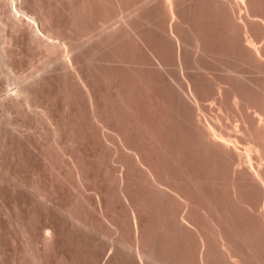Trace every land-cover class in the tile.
I'll list each match as a JSON object with an SVG mask.
<instances>
[{
  "label": "bare ground",
  "instance_id": "1",
  "mask_svg": "<svg viewBox=\"0 0 264 264\" xmlns=\"http://www.w3.org/2000/svg\"><path fill=\"white\" fill-rule=\"evenodd\" d=\"M24 1L25 0H0V32H1V30H2V32L5 31V29H3L1 27L2 26L3 27H6L4 25H9L10 24L9 22L11 20H13V23L11 22L12 24H10L9 27L10 26L12 27V25H13L14 29H12L10 27L13 32H14L15 29L17 31L19 29H22V32H23V30H26L25 31V34H24V35H26L27 29H30V28L34 31V32H32V33H34L33 35H35V33L37 31L40 32L42 37L33 36L31 34V31H30L31 29H30V30H28V31H30V36H29V34L26 35V36H29L30 37V38H28L29 40L31 38L33 40L34 37H36L35 39H37V37H38V39H37L38 41L33 40V42L35 41V44L36 43H39L42 40V42L39 43L40 46H39V44H37L38 45L37 47L38 48H40L42 46H44L45 48L47 47V49H43L44 48L43 47L41 50H45L44 52L47 51L46 53H49V55H52V54L55 55V56L52 55L53 58H52V62H51L50 61L51 60L50 59L51 56L49 57V56H47V54L45 55V53L42 51L44 53L45 57L46 58L48 57L50 59V60H48V63L51 62V64H53V65L55 64L57 66H58V64L59 65L62 64V67L65 69V70H63L64 72H66V70H67V72H69V73L71 72L72 74H74L73 75V78H76V83L78 85L76 83H74L75 82V79H73L72 82H71V78H72L71 73H70V76L68 75L69 78L71 77L70 79H68V76L67 77L65 76L67 72L64 75L63 74L64 72L62 71V75H64V76H61L60 75L61 72L58 73L59 74V77L60 76L62 78L63 77H66L67 80L64 78L63 81L66 80L67 83L70 81V83H72V85L74 83V86H72L71 84L68 83L69 85H71L74 88V89H72V87L70 86L71 90H73V91H71V90L69 91V88H68L69 86L67 84H65V86H67L66 87V90H67V92L69 91V94H71L72 92L74 93L75 86L76 85L79 88L81 87L83 89V90L82 89H79L78 90V87H77L76 90H78L79 92L76 94V96L77 95L80 96L81 94L82 95H87L88 99L86 101H85V99H81V100H84L86 103H89L88 104L89 106H87L86 108L87 109L90 108L91 111L88 109L90 111L89 113L92 112V114H93V115L91 114L93 117L92 116H90V117H92L95 120V121H93L94 124L97 123V126L95 125L97 129L102 130L101 128H106L109 131V128H107L109 126H106V125H110L107 122L111 123V122H113L112 121L113 119H111V122H110L109 119L111 118L110 117L111 115H108V114H112V116H113L114 115L113 113H115L120 108V107H118L120 105H117V103L118 102L120 103L122 101V99L124 100L125 98H123V97H125V96L128 97V95L130 93H132V91H133V90H131L132 86L133 85L134 86H137L138 82L140 83L141 81H143L144 83L141 82L142 84H140V86L141 85L147 86V89L145 87H142L143 92H145V96L143 95L140 98V95H138L137 98H138L139 101L138 100H133V102H132L131 100L133 98H131V96L128 97L126 100H128L129 98H131V100L129 99L131 101V103H134L136 101L137 106H139V108L141 107V105L145 106L146 104L144 105V103H147L148 102L147 105H146L148 107V109L146 107H144V108L147 109V113H148L149 117H150V114H151V112H149L150 111L149 109H151L153 106H155V107H153L152 109L156 108L157 106H161V105H162L161 107L163 108V104L164 103H165L164 105H166L165 107H169V108H165L164 107L166 110L169 109V112L171 111V113L173 112L172 110L175 111V109H176L174 107L175 106V104H174L175 103V99H176V106L179 107V109H180V107H183L181 109H184L185 108L184 109L185 112L181 110L182 120H181V117H180L181 115L179 113H176V111L177 112H180V110H178V108L175 111L176 116L174 115L175 114L174 112H173L174 114L172 113L173 115L172 114L169 115L170 113L167 112L168 113L167 114L164 109L163 110H164L165 113L163 112V110L161 111V112H163L162 115L163 114L164 115L166 114L169 117L170 116L171 117L173 116V118L170 117L171 119H174V117L175 118L176 117L178 118V119L176 118V120H177L176 122L174 120H171L170 119V122L171 121H172V123L175 122L176 125H177V127H176L175 124H174V126H173V124H171V123L170 124L174 128L175 127L178 128L180 132H176V131H178V129L175 128V130H174L173 127L171 126L170 129H173V132H172L169 129V127H168L170 125L169 124V121H168L169 120L168 119L169 117H167L165 115V119H164V115L162 116L161 115V112L159 111L160 109H158V110H155L154 109L158 115H159V112H160V115L164 119L162 121H165L167 123L166 125H164V124L163 125L165 126V129L168 127L167 128V131L169 129L168 132L170 133V131H171L172 134L171 133L170 134L172 136H174V135L177 136V135H181L179 133H182V134L184 133V135H182L184 137V138L182 137L183 140L181 139V136H178V137H180L178 140H177V137L174 136L177 141L174 140L173 143H172L173 137L172 136L170 137V135L168 136L169 133L167 131L165 132V130H164V132H165L164 133L162 131V129H160V128H164V126L162 124H161V126H163V127H159V130H158V131L161 130L160 133L157 130L155 131V129L158 128L157 124L159 123L158 125L160 126V123H163V122L160 120V116L158 117L157 114H156L157 116H155V114L153 113V112H155L154 110H151V111H153L152 112L153 114H151V115L155 116V118L158 117V120L160 122H157L158 121L157 119L155 120L157 123L155 121H153V119H154L153 116H152L153 119L151 117H150V119H146V116L148 118V115L146 113V109L142 108L143 106L141 107L142 109L136 108L137 110H135L133 108L134 107H137V106L134 103L135 106L133 107V105H132V107H131L132 109H130V105H129L130 104V101L128 102L129 104L127 105V107L129 106L128 107L129 109H127L125 107V105H126L125 103H127V102L124 103L125 105L122 104L123 107H124V111L123 112L126 114V112L128 110H132L131 112L133 113V115L135 113H136L135 116H137L139 114V117L138 118L135 117L137 122H138L137 119H139L141 121L142 118H143V116H145V119L143 118L142 123L145 124V122H147L148 120H152V122H155L156 128H152L153 126H155V125H153L154 123L152 124V122H150V125L152 127L151 126L149 127V125H148L149 124V121L147 123V126L149 128L146 127V124L143 125V126H145V130H146L145 133L148 132L147 134H150V137L151 138L147 134L145 135L144 130L142 129V128H144L143 126L142 127L139 126V127L142 129V133H144L145 137L140 138L139 135L134 136V134H136V132L138 131L137 125H142V123L139 121L136 124V127H137L136 128L134 126L135 123L133 122V120L135 121V119H133L134 116L133 117L131 116L132 117V122H131V120H129V122H128V120L125 121V117L128 118L130 116L128 114V113H130V111L127 112L128 115L125 116V114H123V112H121L122 111V108H121V110L119 109L118 113L121 112L125 116V117H123V120H121L122 117H121V119L119 117H118L119 119L116 118L117 117V115H116L117 112L115 113L116 116L114 115L115 117L114 116L112 117V118L117 119V121L116 120L115 121L117 122V124H118L119 127H116V125H115L116 122L114 121L113 123H115L114 124L115 127L113 125H110L111 126L110 129L113 126V128L111 129V131L108 132V131H106V129H103L104 130V132H103V130L102 131L99 130L100 132L103 133V135H102V133H99V131L97 132V133H99V135H101V137L102 136L105 137V138L103 137L104 139L102 138L104 141H102L100 139L103 142V144H104V142H106L109 146H111L113 148V149L111 148V150H113L111 153H113V154H111L109 152L110 153V155H109V153H108V156H109V159H110L109 161H111V159H112V162H110V163L111 164L113 163V165L110 166L109 165L110 163L109 164L107 163V166H106L107 171H108L109 166H110V169L111 170H109L110 172H108V174H107V177L108 178H106V179H111V176L112 177L115 176V178L113 179L114 182H115L114 184H113L112 180H111L112 183L109 180H107L111 184V187L113 185H115V186L113 187L114 189L113 188L108 189L110 185L107 183L109 186L107 185L108 188L105 187L106 188L105 189L106 191L104 190L105 191L104 194L106 193L107 195H104L103 194V190H100L99 192H96V193L99 194L101 192V195H104V199L106 197L105 200H107L108 197H109L108 198L109 200H110V198L113 199V201L110 200L111 202L109 200H107V201H103L104 199L101 200L103 198V196L101 198H98L96 196V193H92L91 194V192H90L88 194V192H89L88 190L90 188H89V186L86 183L89 181V184H90V178H89V180L87 179L89 175H86L85 173H83V170L86 171L85 168L84 169H81L80 168V166L82 168L84 166H83V164L81 165L80 163H78V162H80L79 157L76 158L77 156H75V159L76 160L77 159L79 160V161H76L74 159V154L72 152H71L72 153L71 154L68 149L65 150V148H68V146L66 145L68 143V141L66 142V141H64V139L63 140L61 139L63 137V133L60 134V132H58V131H61L62 132V130H63L62 127L63 126L62 127L60 126L61 123L59 124V121L56 120L57 119V117H56L55 120L58 121V122H56V123H58L57 126L59 125L60 129L62 128V130H58L59 129V127H58L57 129L52 130V131L53 132L56 131L60 135H62L59 138V134H57L56 132H54L58 136V137H55V138L56 139H59V140H62V142H65V143H63V145L61 143L62 147H64L63 148V151L61 149H59L61 147L60 146V143L58 144L59 140H58V142L56 141L57 144L55 145V143H54V145L56 147L59 145V147L57 149H59L61 151H57V152H58V154H60V153L62 154L63 153L62 154V157H64L63 159L66 158L67 154L73 155V157H71V155H68V157H67L68 159L66 158V160H68V161L70 160L69 163L72 164L73 167L72 166L70 167L69 166L70 164H68L67 161L66 162L64 161V163H67L65 165H67L68 168H70V169L74 168L76 170V171L71 170V172L73 171L72 175L75 173L74 176L78 177V179H76V177H74L75 180L71 178L72 181H70V178L68 179V177H67V173H66V176H64L61 171L58 172V175L59 174L60 175L62 174L63 176H61L60 178H62V177H64L62 179H65L66 178V180H67L66 182H69L70 183V182H73V180H74L75 182L77 181L76 184H78V185H79V183L81 185H85V184L87 185V187H88L87 188V191L88 192H86V193L83 192L85 190L84 187L86 188V185L84 187L81 186V185H79V187L81 188V190L83 189L82 191L80 190V192L83 194V196H85V194H86L85 197L88 200L90 199V201H91V199L94 200L95 198L93 199V197L96 196V198L99 199V200L95 199L96 202L95 201L89 202L88 200H86V201H88V203H94V202L96 204L99 203V204H97V206L99 205L100 207H97L96 204L94 203L95 204V209H94L93 208L94 206L91 205V204H88L85 201V199L81 200L82 198H85V197L82 196V198H81V195L82 194H80V192H78V190L80 189L78 187L79 189L78 188H76V189H77V193L80 194V196L79 195L78 196H79L81 205L83 204L82 207L84 208V203L86 202L85 205L93 206L91 208H93L94 211L97 208H101V210H98V209H97L98 211L96 210L99 213L102 212V214H100V215L103 216L102 218H104V219H102L101 217L97 216V218L98 217L99 218L98 219L95 218V219H97V221H99V223H102L103 222V221L100 220V218L102 220H106V219H108V217H107L108 214L111 215L109 217H112V220L110 218L109 219L112 222L109 221V219L106 220V221H109L112 224H108L107 227L105 225H103L101 227H103V229L105 230L108 227L110 229L111 228H114V226L116 225L115 226V229H116L115 231L117 233L115 232L116 234H114V236H115V238H114L113 236H111V235H113L112 232H111V231H113V229H111L110 230V234L111 235L109 234L110 236H108L105 233L103 238H105L106 236H108V239H109V237L114 238L115 242H113V243H114V246L116 245V247H115L116 249L115 250L116 251L119 250L120 256L121 255H124V256H129L130 258L127 257V258L124 259V257L121 256V258H122V260H121L120 257L118 256L119 254L117 255L118 251H117V253L116 252L112 253L113 251H115L112 248V246H111L112 243L109 244L111 247L109 246L108 248L109 249L112 248L113 250H112V252H111V250H109V252H111L112 255H114V256L117 255L118 257L117 256H115V257L118 260H120V262L123 261V260H127L126 262H128L129 259H132V260L134 259L136 261V263L134 262V264H181L184 261V259H185L184 262L186 264H264V82H263L264 81V77H263L264 76V63H263V61H264V40H263L264 39V14H263L264 13V10L263 9L264 8L262 7V6H264L263 5L264 4V1L263 0L262 1L258 0L257 3H255V5H254L253 2H255V0H253V2H251L252 0H234L236 2V4H235L234 1H231V0H219V2L217 4L218 6L216 5V7L218 8L217 10H219V5H220V8L222 6V8L225 9L224 13L225 14H228L229 13V15H230V16H228L229 18L225 14L223 15L225 17V19L229 21V22H226L227 25L229 23L231 24V25L228 26V27L231 26L230 27V31L231 30L232 31H231V34H230L228 32L229 30L227 31L226 29H225V31L223 33L222 29L225 28V26L227 28V25L224 24V22H225L224 19H223L224 17L221 16L220 13H218L222 9H220V11L217 12V11H215L216 10L215 7H214L215 10L212 8V11L214 10L215 13L220 14V15H217V16H221V17L220 18L218 17L219 19H216V20H220V19L223 20V22L222 21H218L220 24L224 25L223 27H222V25L220 27V25H218L219 24L218 22H216L217 24H215V25L214 24L213 25L211 24L213 22L215 23V21H214L215 20V18H214V15L215 14H212L211 13L212 11L210 12V10H211L209 8L210 6L209 7L206 6L209 11H207L205 9L204 10L207 11L208 13H210V15H209L206 12L208 14V16L206 15L207 18L210 17L211 14H212L214 20H211L212 22L211 21L209 22L208 20H210V19H208V20H206V22H207L206 23V22H204L205 21L203 19L204 17L201 16V14H200V16L202 17L201 18L202 19V22H203V25H202V22H200L201 19H199L200 21L198 20V18H200V16H198L199 14L196 12L198 15H196V13H195V17L198 16L197 20H198V22L201 23L200 26L202 27V29L201 30H198V27H196V26H198L197 25L198 23H197L196 20H195V22L197 23V24H195L196 26L192 25V24H194V21L192 23L188 19H191L192 18V13H193L192 12V8H193L196 0H194V3H191L192 6L191 5L188 6V4L191 1L193 2V0H190V1L188 0L189 1L188 4H184L185 0H159L158 2H156V0L155 1L152 0V2L153 1L156 2L155 3L156 5L153 4V7L154 6H157V5L160 6V8H158V11L159 10L161 11V15H162V18H163V19H160V20H163V21H161L162 23L160 22L161 24L159 23L160 25L157 26V24H154V25H156V27H158V29L156 28V31H154L155 30V28H154L153 33H152V26H154V25L150 26L151 24H149V22H150L149 19H152V18H148V20H147V16L146 17H142L143 14L146 13V9H147V12L150 10V7H148V8H147V6L145 7V4H146L147 0H139L140 3H143L142 5L145 8L140 3H135V1L138 2V0H134V3L135 4L134 3H131V1L133 2V0H127V3H128V5L130 7L127 5V3H126L125 0H117V1H115V3H114V0H112V1H110V3L107 6L105 5V3H103L100 0V2L102 3L101 7H105L106 6V9H107L108 6H113V7H108L107 11L100 10L99 9V7H100L99 4H101V3L98 2V1L96 3H99V4H96L95 3V0H94V2L92 0V4L95 3V5H96V7H94L95 6L94 5L93 6L94 8H93L92 5H91V0H83V2L80 0L81 3H79L80 2L79 0H78V2H76V0H75V2L73 4V7L76 6V8L73 9V16H75L74 10L76 9L75 12L76 11L77 12H76V16L75 17H78L80 21L78 23V18H74L73 17L72 19H75V22H77L78 25H79L80 22H81V19L83 18V20H84V18L86 16L88 10L91 11V12H93V13L96 12L93 15V13H91V12L88 11L92 15H89V14H87V15H89L91 18L93 16L94 18H92L93 19L92 22H94L96 24V26H99V28H100V29L99 28H96V27L94 28L93 27V26H95V25H93L94 23H91L92 24L91 25L92 26V29L94 28L95 31L100 30V32L97 31V33H99V34L93 33L94 34V37H90L91 35H89L88 36V39H87V36L86 35L90 34L91 32H95V31H93V30L91 31V29L88 28L90 32L85 29L86 32H89V33H85L84 31L80 30V27L82 26V24H80L81 26L78 27L79 30L78 29L76 30L75 27L74 28L71 27V30H72V28L74 29L72 31H75L76 30L75 33L76 34L79 33V34L78 35L75 34V36H72V38L73 37H76V38L75 39L73 38L74 40L73 39L70 40L71 38L69 36H71V34L70 35L68 34L69 35L68 37L70 38L69 39L67 37V34L66 35H63L64 32L59 31L60 29L58 30V28H57V34H56V32H55V34L58 35V38L59 39L61 38L62 35L69 39V40H67L65 37H62L61 39H64L65 40V41L64 40L61 41V42L64 41L63 44L62 43H59L61 39L60 40L59 39L55 40L53 38L54 36H55V38H57L56 35L53 36V34H54V32H53L54 28L52 29V32H50L51 31L50 29L52 27L49 30L47 29L49 27L48 26L49 24L48 25L46 24L48 26L47 28L46 27L43 28L44 26H46L45 25L46 22L49 23V19L48 18L46 19L43 16L44 17V20L45 21L47 20L44 23L43 22L44 21L43 18H40L39 20H41L44 23V25H42L43 27H41V25L39 23L41 21L37 20L39 18V16L35 12L36 16L38 17V18H36L34 16L35 14H33L34 11L32 12L31 10H29L28 8L25 7L27 5L26 3H28L29 1L28 2H24ZM103 1L105 2V0H103ZM142 1H144V2H142ZM111 2H113L112 3L113 5L111 4ZM129 2H130V4H129ZM152 2L151 1H148L147 3L150 4ZM200 2H205L204 4H206V1L205 0H203V1L201 0L198 3L200 4ZM231 2H232V4L238 5L239 7L238 6L237 7H234L235 5L233 6L231 4ZM260 2L263 3L262 6L260 5L261 4ZM24 3H25V6H24ZM75 3H78V5H80V4H82V5L80 7L79 6L77 7V5H75ZM107 3H108V1H107ZM198 3L196 4V8L197 9H199L201 7V5H198ZM114 4H117V6L114 5ZM131 4H134V5H131ZM138 4H140V6ZM182 4L187 5L188 7H186V6L182 5ZM201 4L203 5V3H201ZM256 4L258 5V8H257ZM125 5H127V9L125 8L126 7ZM150 5H148V6H150ZM197 5L200 6V7H198ZM115 6H116V8H114ZM131 6L133 8V11H131V13H130L129 11L131 9L130 10H128V9L131 8ZM134 6H135V10L136 11L134 10ZM136 6H138L140 8H137ZM181 6H183V7H181ZM223 6H226L227 8L226 7H223ZM241 6H243V7L245 6V8H247V12H246V10L244 11V9L242 10L243 7H241ZM89 7H90L91 10L89 9ZM97 7H98V9H97ZM117 7L118 8H122L121 9L122 11H120V9H119V11L122 12V14L124 13L123 11H125V14L127 15V17H125V20H123L124 21V25L123 26L127 27L128 28L127 30L133 29L132 31H133V34H134V32L136 30L142 29L144 27L143 25H145V27H147L148 24H149V27H151V34H155L153 36H151V34H149V33H148L149 35H147V36L144 35L145 33L147 34V32L149 31V27H148V29L144 27V30L146 31V29H147V32H144V30H143V33H141L140 32L141 30L139 31L140 32L139 34H142L144 37H141L142 35L141 36L140 35H137L138 33L136 34V32H135L136 36H138V37L135 36V38H138L139 39L141 37L140 39L142 41L139 39L140 42H141V43L139 42L140 45L142 43H146L147 44V45L146 44H143V45L140 46V49H142L145 52V54L143 56L146 57V55H147L146 52L148 53L149 49H150L149 52H151V53H148V56L147 57H149L152 54L156 59L159 58V57H161L160 54H163V57L162 58H164V54L166 53L165 56H167V54H169V51H171V53L169 54V56L170 55L171 56L170 57L169 56L168 57H165L166 59L167 58H170V59H168V60H170V62L167 60L169 63L163 62V60L165 58L164 59L159 58V60L157 61L159 63V61L161 60V62H160L161 65L164 64L167 69L165 67H163L164 65L161 66L158 63H154V64H156V65L158 64L159 65V66L158 65L156 66L157 67V71H159V72L161 71V69L158 68V67L161 66V67H163L162 68L163 71H161V72H164L165 71L164 69H166V72L167 71H168V73L170 72V74H171V75L169 74L170 76L165 72L166 77H168V76L170 77V78L168 77L169 78V81L167 80L168 78H165V76H163V79L164 78L166 79L164 81L166 84H168L169 82H172L173 81V80L171 81L172 78L175 79L174 81H175L176 84H174L173 83L174 81H173L172 83L174 85H172V84L171 85L173 87L175 86V88H177L176 89L177 90L176 93H175V90H173L175 88H172V86H170V84H169V87H168V91H172L173 93L176 94V96H175L172 93L173 98L175 97L174 98V102L172 101L173 100L172 95H170L171 92H169L170 94L168 95V96H171V98H172L171 101H170V98L169 97L167 98L169 101H167L165 97H164L165 99L164 98H161L159 96L160 95L159 93H161L160 91H158L159 89L157 90L158 93H156L157 92L156 89L154 91V88H157L155 86V84H154V81H153V83H151L152 82L151 79H153L151 77L153 76V74L150 72L149 69H148V73L147 72L145 73L144 68L145 69L147 68L146 67L147 64H148V66L150 65V63H148L149 60L147 61V59H151L150 60V62H151L153 60L152 57L151 58L150 57L149 58H144V57L141 56L142 57L141 58L140 55H142V54H139L138 55V53H141L142 50L139 49V52L138 51H134L133 58L136 57V55H135V53H136L138 57H136L134 59H137L138 58V59H140V61L139 60H134V61H136V63H130V64L133 65L134 67H136V64L137 65H139V64L140 65H143L144 68H142V66H139L140 67L139 68L140 71H141V69H143L144 70L143 74L145 73L144 76H146V75L147 76L148 75L150 76V77L148 76L149 78H146L147 76L143 78L142 77L143 74L141 73L142 76L140 77V74H139L140 71L139 70L137 71V69L133 71V69H132V72L137 71V73H135L136 75L134 74L135 76H137L136 82H135V77L133 76L132 77L133 79L131 78L132 72L129 71V69L125 68V67L128 66V64H129L128 61L131 59V58L129 59L130 51H129V54H128V51L124 50V51H126V52L123 51L125 54L124 55L122 54V56H120L121 53L119 55L117 54V57L115 56V54L118 53V51L116 53L115 52H112V50H113L112 47L114 46L113 43L116 42L115 40H116V38L119 35V33L116 32V31H119L120 32L119 29H122V27H123V26H119L120 25L119 23H121V24H123V23L120 22V21L118 22L117 20H116V22L119 24L118 25L119 27L118 26L116 27L117 23L115 25L114 22H113V18H112L114 16L110 14V12H111L110 10L114 9L115 12H116V10H118ZM141 7L144 8V10L143 9L142 10L145 13H143V11L140 10ZM204 7L205 6L203 5V8ZM259 7L260 8H263V9L259 10ZM78 8H80V9H78ZM110 8H112V9H110ZM156 8L157 7H154L151 10L155 11ZM181 8L183 9V11L186 12V14H187V12H189V11H187V9L188 10H191L190 11L191 14L189 12V14L191 15V17L189 16V14H188L189 17H187L186 14L184 15L185 12H183ZM184 8L185 9L187 8V9L184 10ZM237 8H239L240 10H242V11H240L242 14H244V13H245V15L248 14L246 16L244 15V17L245 18L247 17V18L246 19L244 18V21L243 22H241L243 20L242 19L243 17H241V19L238 20L239 22H236L237 19H239L238 14L240 13V12H238L239 9H237ZM94 9L98 10L99 13H103V15L105 17H106V14L109 13L110 15L107 14V16H111V18L110 17L109 18L106 17V19H104L105 17L103 15H101V17H104L103 19L102 18H99V16H96V18H95V15H97V11H93ZM101 9H103V8H101ZM138 9L141 11L142 14H140V12H139ZM226 9H227V12L228 13H226ZM236 9H237V12L235 11ZM256 9H257V12H259L261 14H258V13L256 14ZM78 10H80V12ZM194 10H195V8H193V11ZM201 10H203V9H201ZM262 10H263V13L261 12ZM153 11H150V12H153ZM205 11H202V13L204 12V14H205ZM243 11H244V13H243ZM78 12L82 15V17L77 16V14H79ZM105 12H106V14H105ZM128 12L132 16L129 15L130 16L129 17L128 16V14H129ZM132 12L134 14L137 13L136 14V17L137 18L136 17H133V13ZM138 12L140 14L139 16L141 17V20H139L140 17L138 16ZM235 12H236V14L238 13L237 16H235V17H237V19L236 18L235 19L233 18L234 17L233 15H235ZM84 13H85V15H83ZM149 14H147L148 17L150 16ZM193 15H194V13H193ZM89 16H87V17L89 18ZM255 16H257L256 19H254ZM258 16L259 17L260 16L262 17L261 20H257L259 18ZM5 17H6V19H5ZM97 17H98V19H97ZM195 17L193 19H196ZM122 18H124V16ZM132 18L135 21L132 20ZM145 18L148 21V24L144 20ZM210 18H212V16ZM110 19H112V20H110ZM142 19L145 22H142ZM193 19H191V20H193ZM83 20H82V23H83ZM97 20H98V22L100 21V24L99 25L97 24L98 22H96ZM114 20H115V17H114ZM131 20H132V22L134 21L133 22L134 24L138 20L136 22L137 24H135L136 27L133 26V24H131L132 23ZM156 20L160 21L159 18H157ZM86 21L88 22V24H90L89 23L90 19H87ZM109 21H112L113 22V24H114L113 27L114 28H112V24ZM139 21L142 22V23H140ZM257 21H258L259 24L256 23ZM87 22L84 21L85 24H87ZM108 22H109V24H108ZM17 23L20 24V25H22L23 27H21V26L17 27L18 26V25H16ZM77 23L75 25H74V23H72V24L74 26H76ZM84 23H83V25H85ZM138 23H139V25H138ZM204 23H206L207 25H210V26L212 25L213 27L217 25L216 26L217 29H214L212 27V30L216 31V30L220 29L221 32L224 34V36L226 34V37H232V35L234 34L233 35V37H234V40L233 41L234 42H232V43H234L233 45H235V47L237 46L235 48V49H237L236 52H235V55H236L237 52L239 54L237 53L238 56H236V57H235V55H232L231 53H229V55L231 54L232 56H234L235 57V60L238 57L237 61H235L234 60V57H231V55L230 56L227 55V57H225L226 54H227L225 52H231V50L234 48V46L232 44L229 45V42L232 40V38L231 39L229 38L230 41H225L228 38L224 39V41L227 43V44H224L225 45L224 46L225 48L221 46L222 48L217 49L216 48V45H218V47H220L219 44L222 45V43H224V41L221 42V41L217 40L214 36L212 37V35L211 36L208 35L209 34V33H207V30L208 29L204 30V32L206 31V34H205L206 37L203 36V34H201L203 32H200V31H203V28L207 26ZM255 23H256V25L257 24L259 25L260 28L257 26V28L260 29V30L258 29L259 31L256 29V27H254L255 26ZM14 24L16 25V28H15V25ZM88 24L85 27H88ZM109 25H110V27L112 29H110V28L107 27ZM137 25L138 26H141L142 28L140 27V29H139V27ZM26 26L28 27L27 29H26ZM193 26H194V28H192ZM9 27L7 26L6 28H9ZM24 27H25V29H23ZM89 27H90V25H89ZM133 27L135 28V30H134ZM195 28H197V30ZM44 29L46 31L45 33H48L47 31H49L50 33L48 35H51V33H52V35L51 36H47L46 34H44L42 32V30H44ZM125 29L126 28H123V31L124 32L127 31ZM193 29H195L196 32L198 31L201 34V36H203L204 38H208L207 36H210L212 39H210V37L208 39L211 40L212 43H213L212 40L213 39H216V41L219 44H217V42L214 43V45L215 44L216 45L213 46V48H212L213 50L215 48L216 50H214V51H216V52L218 50H219L218 52H221V49H222V52H223L224 49L227 48L226 45H228V47H230L232 45L233 46V47H231L232 49L230 48V50H228L229 48H227L228 51L226 50V51L223 52L224 54L223 53H220V55L218 54V56L219 57L220 56H224L225 57L224 59L227 58V60H228V58L231 57L230 60L233 61V62L232 63H229L230 62V60H229L227 63L229 65L231 64L233 67L231 65L229 66L226 63L227 66L226 67H223L225 69V71H226L225 72L224 69L222 68V66H220L222 64H223V66H225V64H224L225 62L223 61V57H220V59L222 58V61L224 63H222L218 59V61L220 62V64L218 63L219 69H217L218 67H217V65L213 61V60H215V58L213 59V57H216V60H217V56L214 55L212 57V55L214 54L213 53L214 51H212V50H211L212 51L211 53H213V54L210 53V48L212 47L211 44L209 46L206 43L208 39L207 40L205 39L206 40L205 41L203 37L199 36V33H196V35H195L194 34L195 30H193ZM253 29H255L256 31L255 30L253 31ZM20 31L21 30H19L18 32H20ZM123 31H121V32L123 33L124 36H125V34L130 35L129 33H131L129 31H127V33L124 34ZM191 31H193V32L191 33ZM257 31L259 33H257ZM58 32H61V33L58 34ZM154 32H156V33H154ZM40 33L37 34V35H40ZM114 33H116V35L112 38L111 41L112 42L114 41L112 43L110 41V39L114 35ZM122 33H120V35H121L120 38H122ZM227 33H228L229 36L227 35ZM133 34L130 35L131 36L130 38L128 37V35H126V36L131 40ZM158 34L162 37V39L164 38L165 40L163 39L164 41H162L161 40V37L158 36ZM95 35H96V37H95ZM191 35H194V37H192ZM84 36H85V39H87L86 41L84 39ZM149 36H150V38H149ZM154 36H156V37L158 36L159 37L158 39L161 40V43L166 41L165 44L162 43V44H164L163 47H161L162 45L158 44V43H160L159 40H156L155 41L156 37H154ZM108 37H110V39ZM188 37H189V39H188ZM260 37H261V39L263 41L260 39ZM107 38L109 39L108 41H107ZM148 38L151 39L150 42H152V43H150L149 40L148 41L147 40H144V39H148ZM190 38H193V39L195 38V40L191 39V41L193 40L192 42H194V43H191L190 42ZM97 39H98V41H97ZM95 40H96L97 43L99 42L98 43L99 45L95 42L97 46L94 45L95 46V49H94L93 46H92V44H90L92 46V47H90V45H88V43L95 44L94 43ZM1 41L2 40L0 39V42ZM143 41H145V42H143ZM4 42L5 41H3L2 44H0V72L5 74L6 72L3 69V65L5 64V61H6V60H4L6 58L5 57L6 54H4L5 52L3 51V50H5V47H4L5 45H3ZM117 42H119V39H118ZM153 42H155V43L153 44ZM211 42H209V43H211ZM100 43L102 44V47L101 48H103V45H104V50L102 49V51L101 50L100 51L98 50V49H100L99 46H101ZM106 43L108 45H106ZM116 43H114V44H116ZM41 44H42V46H41ZM61 44L63 45V47H62ZM109 44L111 46L113 45L112 47L110 46L111 47V50L108 49L109 48ZM148 44H153V47L151 45V47H152L151 48L150 45H148ZM155 44L157 46V47L156 46L155 47L156 48H159V50L157 49L158 52H157L156 48L154 47ZM205 44H207L209 46V48H207L208 46L206 47ZM86 45H87V47L89 46V48L92 50L93 55L95 53V51L93 52V50H96V47H98V49H97L98 52L104 54V57H100V59H98V61L95 60L98 66H96V63H95V65H93L94 62H95L94 59L96 57H98L99 55H101V54H99L96 51V53H98V56L94 55V57H93L94 59L93 60H91L89 58L90 55H91L90 57H92L93 55L91 53L88 55V58L87 59H89L91 61V64L93 63L92 64L93 67L95 66L96 68L100 66V64H98V62H100L101 59L104 58L103 60H106L105 58H107L108 56H111L112 53H113V55H112V57H109V61L112 60L111 58H113L114 56L117 59H121V58L125 57V55H126V57H125L126 59L125 60L128 63H126L123 60L124 58L122 60H118L120 63L122 61H124L121 64H117L119 62L116 63V60H114L115 58H113L114 63L113 62L112 63L113 64H115V63L117 64V65H115V67L117 66L116 68H118L120 70L119 71L120 73L118 72L119 75L122 74V76L121 75L120 76H117V77L115 76L116 77V80H117V78L119 80V77H123V75L125 74V76H128L129 78L128 77L125 78V76H124L123 79H125V81H126V79L128 78L127 80H129V81H126V82H128L127 85L128 86H131V88L130 87H127L126 86V83L124 81H123L124 84H122L123 83V82H121L122 81V78H120V80H121L120 81V84H118V82H117L116 85H113V86L114 87L116 86V88L118 86H120V88H121L123 85H125L127 89L130 88L128 90L129 93H127V91H125V93H127L128 95L123 92L124 90H127V89L124 88L125 87L124 86L123 87L124 88L123 91H122V89L120 91V88H119V93H122V92L124 93L122 99L119 96L116 97V94L115 93H118V92H114V91H116V88H113V86L111 87L109 85V83L111 84V81H109V78H111L112 76H114L116 74L115 71H114V73H112L113 70L116 69L113 66H112V68H114L113 70L109 68V70H112L110 72V73H112V76H109L108 78L107 77L104 78V81H106L104 84L106 86L107 85L110 86L109 88H108V86L106 88V86L104 84H103L104 87L102 85H100V87H99V84H101V83H100V81L99 82L96 81V80H98L97 77L99 75H100L99 76L100 78H101V76L103 77V74L104 73H103V71H102L103 74L101 73V69L97 68V70L99 69L100 73H98L99 71H96V73H97V75H96V73H94V70H90L93 67L92 66L90 67L89 71L90 72L92 71V77H94L92 79L97 78L93 82H92V79H91V82H90L91 73L88 75V73H87L88 72L87 71L88 68H85V69L83 68L85 70V73H87V75L85 74L86 76L84 75V73H83L84 70L83 69L80 70L79 68L84 67L83 65H85L88 62H85L84 59L83 60H84L85 63L80 62L79 60L82 61V59L80 57L81 55H79V56H77V59H79L78 57H80V59L77 60V61H79V64L78 63H75V62H77L75 60L76 59V57H75L76 55L73 56V54H74L75 50L77 51L78 49H81V48H82L81 50H83V47H85ZM159 45H160V47L162 49L160 47H158ZM105 46H107V48H105ZM143 46L144 47L145 46H148L149 49L147 48L148 50L146 51V47L144 48L145 49L144 50L143 49ZM166 46L167 47L169 46V47L167 48ZM87 47H86V49H87ZM59 48H64L66 50V52H67L65 54H67V55L64 54V51H63L64 49L63 50L60 49L61 50L60 51ZM166 48L167 49L171 48V50L167 51L168 52L167 53L166 52ZM86 49H84V50H86ZM90 49H89V51L86 50L84 52V55L87 56V54H85V53L86 52L89 53L91 51ZM235 49H233V51H232L233 53H234V50ZM238 49L240 50V52H239ZM105 50L108 51V52L110 50V53L111 54L110 53L108 54L106 52L108 54L107 55L105 53ZM207 50L209 51V54H211V57L212 58H210V55L208 54V51ZM78 51L80 52V50H78ZM78 51L76 53L77 55L79 53ZM113 51H115V50H113ZM159 51H160V54H158ZM164 51H165V53H164ZM81 52L83 53V51H81ZM119 52H122V51L119 50ZM132 52L133 51H131V53ZM217 53H215V54H217ZM206 54H207V56H209V58H207L205 56L206 57L205 60L207 59L209 61V59H210V61L213 64L216 65V66L214 65V68L215 69L212 68V67L210 68V66H212V63L211 64L208 63L207 60H206L207 61L206 63L208 65L206 67L205 62H203L204 55H206ZM7 55H8V53H7ZM105 56H107V57H105ZM190 56L193 57L192 58L193 60L190 58ZM202 56H203V59H202ZM130 57H132V54H130ZM199 57H201L202 60ZM143 58H144L145 62H147V64H145V62H142V61H144ZM189 58L193 61V63L191 62L192 64H190ZM232 58H233V60H232ZM127 59H128V61H127ZM211 59H213V60H211ZM89 60H86V61H89ZM107 60H108V58H107ZM107 60L106 61H103V64L105 63V64L108 65L109 63H111L109 61L107 62ZM216 60H215V62H216ZM132 61H133V59H132ZM137 61L138 62H142L144 64L138 63ZM201 61L203 62L202 64L200 63ZM234 61L237 63V65H235V66L233 65L235 63ZM239 61L240 62L242 61L240 63L242 66H244L245 63H248V65H249L248 66L247 64H245L246 66H244V68L242 66H239L240 69L243 68V71H244L243 73H245V74H247V73L245 72L244 69L247 66L250 67V68L247 67L246 71L247 70L248 71L249 70L252 71L253 68L255 69L254 71H257L258 70L257 72H255V74H253L251 71H249L250 73L247 71L248 72V75H246L245 78L247 79L249 77L250 79L248 78L247 79L248 81L244 77H243V79H241V77L243 76V73L241 72L242 69L240 70L238 68ZM56 63H58V64H56ZM80 63H82L83 65L80 64ZM101 63H102V61H101ZM125 63L127 64V66H125ZM76 64H78V65L76 66ZM105 64H104V66H105ZM130 64H129L128 68H134L133 66L130 67L131 66ZM203 64H205V65H203ZM50 65H48V64L46 65L45 64L42 68H38L37 70L38 71H41V74L37 70H35L34 73L32 72L30 74V78H33V76L37 75V73H38L37 76H39L40 78H41V75H42V77H45L46 72L48 73V71H51V69H53V68H51L52 65H51V67H49ZM88 65L90 66V63H88ZM118 65H122L123 68H125L128 71H126L125 69L124 70L123 69H120V68H122V66L119 68ZM144 65H146V66H144ZM178 65H179L180 71H181L180 74L182 73V75H180V74L179 75L182 77L181 79H184L185 80V81L183 80L184 82L181 81L180 76L178 75V73L175 75V73L178 72L177 71ZM104 66H102V68ZM109 66H110V64H109ZM151 66L152 65L149 66L150 69L154 70L153 72H155V69H156V68L154 69L155 66L153 65L154 67L152 66V68H151ZM176 66H177V68H176ZM251 67H253V68L251 69ZM47 68H50V70L48 69V71H46ZM57 68H59V67H57ZM186 68L189 69V72H188V70ZM220 68H222L223 70L222 69L221 70L224 71V72H222L220 70ZM192 69H193V73L190 75V73L192 72ZM213 69H214V71H213ZM122 70L125 71V72H128L127 75H126L125 72L123 73ZM178 70H179V68H178ZM215 70H216V72H215ZM43 71H45V73ZM185 71H187L188 74H186ZM217 71L222 72L224 75H225V73H227L225 76L228 75L232 79V81H234V79L238 80L240 78V80L237 81L238 83H242L244 81V79L246 80V83L247 82L248 83L246 85L245 82H244L242 85L240 84L241 85L240 86L237 82H236L237 84L235 82H232L231 79H229V77L227 76V79H229V81L226 80V82H229V84L227 83V85L224 86V84L222 85V82L225 83L224 80L226 79V77H224L223 74L220 75V72L217 73ZM42 72L45 75L42 74ZM1 73H0V75H1ZM215 73L217 75L219 74L218 77L219 76L220 77L222 76L224 78V80H222V78H221V80H222L221 81L220 78H218ZM256 73L258 75H256ZM93 74H95L96 76L95 75L93 76ZM163 74L164 73H162V75ZM251 74H253V76L254 75H256V76L251 77ZM194 75H197V77L194 76ZM261 75H263L262 76L263 77V81H261L262 84L259 81L260 79L262 80ZM37 76H36V78H38ZM87 76L90 77V78H87ZM177 76H179V77H177ZM184 76H186V77H184ZM202 76L203 77H206V78L208 77L209 81H210V79H212L211 80L212 82L213 81L214 82L217 81V83H214V84H217V89L218 90L216 88H214V87H216L215 85L213 87V85L210 84L211 82L208 83L210 85V86H208V84H207L208 81L206 80V78L204 79ZM215 76H216V78L218 80H215ZM26 78H28V77L27 76H24V77H18V78H16V79H18L16 81L17 82L16 84L19 83L18 85H20V86L17 85V89H19L18 90L19 93L17 91L16 92L18 94H20V95L18 96L17 93L15 92L16 88L15 89H11L12 90L11 91L12 93H11V95H9L7 97H9L10 100H12V102L6 98L7 100L5 99L6 101H5V104H4V102H3L4 99H0L1 102L4 104L3 105L4 107H7V105H6L7 101H9L7 103L9 105L10 102L12 104L16 100L15 99L13 101L14 98H11L12 95L15 94L16 96H18L19 99H21L22 97H24L21 100L27 99L25 101H20L21 103L18 102L19 99H17L18 101L16 100L19 103V106L21 107V109L22 110L25 109V108H22V106H23V104L26 101H28V99L30 97L29 94H27V89L28 88H26V86H25V85H28V84H26L27 83L26 80H28V82H29V79L30 78L29 79H26ZM36 78H35V80H33L34 78L31 79V81H34V82H31V83H35L36 82ZM112 78H114V77H112ZM106 79H108L109 82ZM137 79H140V80L142 79V80L141 81L138 80V82H137ZM143 79H145V81L147 79V81L149 83L147 81L145 82ZM201 79L206 80L205 83L207 84V86H206V84H203V82H202L203 80H201ZM131 80L132 81L134 80V83H137V84H134V83L132 84L131 83L132 82ZM241 80H243V81H241ZM39 81L40 80L38 79L37 82H39ZM113 81L115 82V79ZM166 81H168V83ZM249 81H250V83H249ZM94 82L99 83L97 85L98 88H103V89L106 88L107 90H109V91H107L106 89H104L103 91L105 93L106 92H111L112 91V88H113L114 89V91H113L114 93H112V92H111V94L110 93L109 94H107V93L104 94L103 92H101V93H103L104 95H107V97L108 96L110 97V95H112V96L115 95L114 97H116V99L118 100V102H116L117 100L115 99L116 101H112V104H109L110 107H108L107 106L108 105V102L110 103L111 99L108 97V99L110 100V101H108L107 97H105L104 95H102L100 93L102 95V97H105L106 100H107V102H106L107 105L104 104V105H106L104 107V105L102 103L103 100H104V98H102L103 100L101 99L102 102L99 100L101 98V95H100V98H99V95H98L99 92H96V91L97 90L99 91L100 89H98L96 87V91H95V87H93V86H95L97 83L96 84H93V86H92V83H94ZM230 82H232V83L230 84ZM63 83H65V82H63ZM130 83H131V85H130ZM150 83H151V85H154V88L152 86L151 91L153 90L154 91V95L156 93L157 96H158V98H156V97L153 98V96H151V95H153V93H152L153 91L151 92L150 90H148V88L151 86ZM233 83H235V85ZM248 84H250L251 87H249ZM228 85H230V86H228ZM236 85L237 86H240L243 89L244 88H247L248 90H246V89L243 90L242 89L243 90L242 91L240 89V87L238 88ZM244 85H246L248 87H244ZM211 86L214 89H212V88L210 89ZM218 86H219V88H218ZM235 87H237L238 89L235 88ZM137 88H138V86H137ZM144 88L146 89V91L148 90V93H146V91H145ZM169 88H171V90ZM207 88H209V91H208ZM6 89H8V88H6ZM6 89H4V90H6ZM134 89H136V88H134ZM215 89H216V91H215ZM230 89H231V91H230ZM256 89H257V91L259 93H256L255 92ZM0 90H2V88ZM80 90H81V92L84 91V93H81ZM226 90H228L229 94H228V92ZM210 91H212L213 94L212 93L211 94L213 96L210 93H208ZM214 91H215V93L219 91L218 92L219 96L217 95V93L214 95ZM8 92H10L9 89H8ZM75 92H77V91H75ZM0 93H1V91H0ZM149 93L151 94L150 95L151 100H154V99H156V100L150 101L149 100L150 98H147L146 97V95L149 96ZM206 93H207L208 96H206ZM225 93H226V96H225ZM141 94H144V93H142V91H141ZM209 94L212 97L216 98V99L218 97H220V99L218 98L219 101L218 100H216V101L217 102H220L218 104H221L220 107L221 108L223 107V110L225 108L224 106H225L226 102L228 101L227 104H229V100H230L231 103L228 106L233 105L237 109L238 112H236V110L233 108V106H231L233 108L232 110H235L234 112H236V113L233 112L234 114H238V113L240 114V115L238 114L239 115L238 117H240V118H238V117L237 118H238V121L241 119L240 120L241 122H239V124L238 123H235L237 125H235V124L233 125L229 121L230 124H232L233 126H235L234 128L232 126L230 127V124L227 123V121H225L226 123L223 122L222 120L224 118L226 120V117H224V116H226V114L229 112L228 111L229 109L231 110V107H229V109H227V107H226V109L224 111H222L221 108H219L220 110L217 109V107H219V105L216 106L217 105V102H215L213 100H211L212 101L211 103L209 102V100H210V99H208ZM7 95H8V93H7ZM73 95H75V93ZM118 95L121 96L122 94H118ZM83 97H81V98H83ZM114 97H111V98L113 99ZM142 97H143V101L142 100L141 101L143 103H141V101H140V99H142ZM145 97H146V99L144 100ZM205 97H207V98H205ZM212 97H210V98H212ZM227 97L228 98L231 97V98L228 99ZM34 98H33V100H35ZM74 98L77 100V98H79V97L77 96V97H74ZM137 98H135V99H137ZM119 99H121V101H119ZM157 99L158 100L164 99L163 100V103L159 105V101L157 102ZM206 99L208 100V102L205 101ZM33 100H30V101H32V102H30V104L34 102ZM126 100H124V101H126ZM148 100L150 102H152V103L153 102L154 103L157 102L158 103V104L156 103L157 106L155 104L154 105L151 104V103L149 104V101ZM165 100H166V102H164ZM16 101L14 102V104L15 103L18 104ZM22 102H24V103L22 104ZM98 102L100 104H98ZM113 102H116V104H113ZM138 102H139V105H138ZM168 102H169V104H168ZM214 102L216 103V105H214ZM104 103H105V100H104ZM140 103H141V105H140ZM171 103L174 104V106L172 104V106L174 107V109L171 106L172 107L171 108L172 110H170V106H169ZM20 104H22V105H20ZM26 104H27V102H26ZM26 104H24V107L27 106ZM28 104H29V101H28ZM30 104H29V106L32 105V104L31 105ZM37 104H38V102H37ZM227 104H226V106H227ZM35 105H36V103H35ZM42 105L43 104H41V107L39 105L40 112H42L41 111ZM112 105H116L118 107V109H117V107L114 108L115 106L113 107ZM148 105H151L152 107L149 108ZM10 106H12V105H9L8 106L9 108H7V110H9V111H10ZM14 106L12 108H14ZM32 106H34V104ZM36 106H34L31 109L29 108V110L35 109V110H32L33 111V113H31L32 115L34 114V111H36V109L38 111V107H36ZM45 106H48V105H45ZM45 106H43V107H45ZM207 106H211V107H207ZM213 106L216 107L215 109H217V110L220 111V113L218 112V113H216V115L217 114H220V115L222 114L224 116L222 117V116H219V115L218 116L213 115V112L215 110L213 108ZM28 107H26L27 110L25 109L26 112L28 111ZM100 107H104L105 110L107 109V107L109 109L113 107L115 110L116 109L117 110L115 111L113 109L114 112L112 110V113H111V111H110V113H108L109 110L106 111L107 113L104 112V113L107 114V117H106V115H102L104 113L101 112L102 108L99 110ZM161 107H157V108H161ZM206 107L209 108V109L207 110ZM47 108L50 109L49 106L46 107V109ZM104 108H103V110H104ZM210 108H213L214 110L211 109V111H209ZM125 109H127V110L125 111ZM43 110H45V108H43ZM141 110H144V112H145L144 115H143V111H141ZM212 110H213V112H212ZM9 111H6V112L7 113H12L11 111L10 112ZM37 111L34 114L36 118L38 116L43 117L44 115L50 114L49 112L51 111V109L48 110V113H47V110H45V113L43 111L42 113L44 115L42 113L41 114L40 113L38 114ZM137 111H139V112H137ZM207 111H209V113L212 112L211 113L212 115L210 114V116L212 118L208 116L209 114L206 113ZM100 112H101V114H100ZM182 112H184V114ZM222 112H224V113L227 112V113L223 114ZM51 113H53V112H51ZM141 113H142L143 116L141 115ZM119 114H118V116H120V115L123 116L122 114H120V115ZM229 114H231V113L229 112ZM100 115H102L103 117H100ZM178 115H180V116H178ZM52 116H54V118H55V115L54 114ZM104 116H105L106 119L107 118L108 119L105 120ZM44 117H46V116H44ZM47 117L45 119L47 121L51 122V119L52 118H50V120H48ZM131 117L129 119H131ZM221 117H222V119H221ZM229 117H227V119ZM39 118L40 117H38V120H39ZM41 119L39 121L42 123ZM53 120H52V122H53ZM118 120H121V121L126 122V125L128 126V128H130L131 125L134 126V128H136L137 131L135 132L133 130L134 128L132 129V127L129 130L127 128V126L126 127L123 126V128H125V129L127 128L128 131L127 130H124V129H121V127H120L119 124H121V126H122V124L125 125V123H123V122L120 123L121 121L119 122ZM144 120H145V122H143ZM178 120H181V121H179V123H177ZM8 121H10V120L7 119L6 122H8ZM10 122H12V121H10ZM13 122L11 123L12 125H13ZM45 122L43 121L44 124H45ZM56 123H54V124L53 123L52 124H47V125L45 124V125H46V127L49 128L50 126L52 127ZM100 123H101V128H100V125H99ZM133 123H134V125H133ZM181 123H182V126H181ZM8 124H9V122H8ZM128 124H130V125H128ZM178 124H179V127H178ZM15 125L16 124H14V126ZM98 125H99V128H98ZM14 126H11V127H14ZM16 126H18V125H16ZM16 126H15V128H16ZM56 127H54V128H56ZM180 127H181V129L183 128L182 129L183 132L180 130ZM140 128H139V130L141 131ZM230 128H232L231 129L232 131L235 129L234 130L235 132L234 131L232 132L231 130H229ZM131 129L135 132L134 134H133V132H132ZM130 131L132 132L133 135H131V133H129ZM137 133L140 134V132H137ZM173 133H174V135H173ZM175 133H177V134H175ZM159 134L160 135L162 134L161 135L162 137H160ZM163 134L165 136L166 135L167 136L164 137ZM144 135H141V136H144ZM137 136L140 139H142V141L139 138L136 139V140H133ZM146 136H147V138H150L151 141L149 139L148 140L146 139V141H143V140H145L144 138H146ZM169 137L172 138L171 141H170V143H169V140L170 139L167 140ZM111 138H112V140L114 139L115 141L113 142L111 140ZM162 138L166 139L167 142H166V140L164 141ZM53 141L55 142V139ZM149 141H150V143H152L151 145L150 144L149 145L148 144L147 145H144L145 143L142 144V142L149 143ZM65 146H67V147H65ZM64 150H65V152L67 154L64 152ZM108 150L110 151V149H108ZM55 151H56V148H55ZM58 154H57V156H58ZM64 154H66V156ZM59 157L62 159L61 156H59ZM47 158L49 159V163L52 166V170H54L53 164H51L52 161H53V159L50 161L51 157L48 156L45 159L47 160ZM62 163H63V161H62ZM112 169H115V170H113V172H111ZM69 172H70V170H69ZM86 173H87V171H86ZM110 173H113V175H111ZM85 176H87V177H85ZM58 178H59V176H58ZM15 181L17 183V185H15V186L22 185L21 182L18 184L19 181H17V180H15ZM15 181H13L14 184H15ZM75 182H73V183H75ZM24 185L25 184H23L22 187H26L27 188V186H24ZM78 185H76V186H78ZM28 188H30V187L28 186ZM115 188L117 189V191H116ZM107 189H108V191L109 190L110 191H114V195H113V193H110V192L107 193ZM111 189H113V190H111ZM30 190L33 191L34 190V187H33V190H32V188H30ZM36 191H39V190H36ZM35 192H33L32 194H35V195L37 194V196H38V194L40 193V192L39 193H35ZM109 193L112 195V197L108 195ZM42 194L44 195V193H42ZM42 194H40L39 196L45 197V199H43L41 197L42 200H39V201L42 202L44 200L45 203L46 202H49V201L46 200V197L48 199V196L47 195L46 196L45 195L43 196ZM87 194L88 195L91 194L92 196L94 194L95 195L93 197L90 195V198H89V196L87 197ZM101 195L99 194V196H101ZM115 195L118 196V197L117 196L116 197H117V199H119V201L118 200L117 201L120 204V206H122V208L124 207V211L126 210L124 213L127 212V214H126L127 217H124L125 216L124 213L121 214V216L124 215L123 217H121L119 215V213H120L119 212L120 211L119 209H121V207L120 208L117 207V204L114 205L117 202V201L114 202L115 199H116ZM38 197H36V198L38 199ZM113 197H115V199ZM48 200H51V199H48ZM104 202H106V203H104ZM108 202L109 203H112L113 202L110 205H113L114 208H116V209H114L115 211L118 210L117 212H114V213H116L118 216H120V218L117 217L113 213V211H112L113 210V206H110V207H112L111 208L112 210L110 208H108L109 207V203ZM103 203L105 205L108 203V205L106 206V209L108 208V211L105 209V205ZM57 208H59V207H57ZM109 211H111V213L113 215H115L114 217H117L115 219H118V218L119 219H122L123 218L122 220L124 221L125 219L128 218L126 221L127 222L129 221V227H128L129 232H128V230H126L127 232H125V230L123 229V223L124 224H127L126 221H124L122 224L119 223V222L118 223L117 222H114L115 220L113 218V215L111 213H109ZM67 212H68V214L71 213V216H69V217H71V220H73V223L77 222L76 224H78L79 226H81L80 225V222H82L81 221L83 219V218H81L82 216L81 215H78V216H80V219H81L78 222L79 217L76 216L77 213H74L72 211L71 212L67 211ZM72 218L76 219L77 221H75ZM84 218H85V216H84ZM122 220H118V221L121 222ZM97 221L95 220V224L94 225L92 224L94 221H92V223L88 221L89 222L88 223L89 226L87 224H84L86 221H83L84 223L83 222L82 223L84 225H86L87 227H90V225H92L93 228L90 227V229H92V230L93 229L95 230V228L97 229V226H98V229L100 228L99 230H103V229H101L100 225H102L103 223L107 225V223H109V222L105 223L106 222L105 221L102 224L96 225L97 224L96 223ZM115 223H117V224H115ZM76 224H75V226H76ZM113 224H115V225L113 226ZM78 225H77V227H78ZM109 225H112L113 227H111ZM86 226H84L85 229L83 231H85V232L88 231L87 233L94 232V231L89 232L90 229H88ZM47 229H43V230H47ZM49 229H51V227ZM52 230L54 231V229H52ZM52 230H49V231L52 232ZM104 230H103V232L102 231L101 232L96 231L97 235L100 233L99 234L100 235V238L102 237L101 236V233L103 235V233L104 232H107V230H109V229H106V231H104ZM45 233H43V231H42V233H41L42 235L41 236H43V238L46 239V237L48 236L47 235L48 233L47 234H45ZM53 233H55V232H53ZM53 233L51 235H53ZM126 233L129 234V235L127 236ZM43 234H45V235H43ZM94 234H95V232L93 234H91V235H94ZM173 234L175 235V237H180L181 239L183 238V240H181V239L179 240V238L178 239L176 238L174 240V238L172 237V236H174ZM51 237L53 238L54 236H51ZM52 238H51V241L48 238L46 239V241L49 240V242H52ZM100 238H98L99 242L101 240ZM111 238L109 239V241L110 242H111V240L114 241ZM171 238H172V240L174 242L171 241ZM26 239H28L27 236H26L25 240ZM28 240L30 241V239H28ZM28 240H26L27 246H28V243L31 244V241L30 242H27ZM40 240H43V239H40ZM44 240H43V242H44ZM53 240H54V238H53ZM176 240L178 241V243H177ZM184 240H185V243H184ZM170 241L173 242L174 245L175 244L177 245V246L176 245L175 246L172 245L173 247H175V249L177 248V250L179 251L177 254L179 255V253H181L183 255V253H184V255H186V257L184 255L182 256L181 254L180 255L182 256V258H180L181 256H177V254H176L177 250L175 252H173L175 254H173V255L170 254L169 251H171L172 249H174V248H172V246H170L171 248L168 247V244L169 243L170 244H173ZM180 241H183V243H184L183 246H186V248H187V249H185L186 251L184 249H182L184 251L183 253H182V251L180 249V246L182 248V244H181ZM110 242H107V244L110 243ZM47 243H45V242H44V244L42 243L43 244L42 246H44V245L46 246L45 249H44V254H46L45 252H47L46 251L47 248H48V245H46ZM107 244H106V246H107ZM49 245H51V243ZM40 246H41V243H40ZM106 246H104V248ZM28 247L27 248L25 247V248L28 250L29 249ZM50 247L52 249L53 246L51 245ZM50 247H49V249H50ZM26 249H25V251H27ZM31 250L32 249L30 248V251L29 250L27 251V252H30V254L27 253V252L26 253L28 255H31L32 256L33 253H31ZM172 251H174V250H172ZM109 255H111V254H109ZM112 255H111V257L108 258V259H110V261L112 259H115V257L113 258ZM174 255L177 258L179 257L180 259H177L176 257H175L176 258L175 259L174 257H172ZM33 256L31 258L32 260L35 258V256H34V258H33ZM45 256H47V254ZM21 259H22V257L20 258V261H21ZM36 259H38V258H36ZM173 259L177 260V262L174 261ZM23 260L26 261V259L23 258L21 264H23V262H25ZM38 260L40 261V263H39ZM38 260H37L38 263L35 261V259L33 261L35 263H37V264H43V263H41V260L40 259H38ZM132 260L131 261L129 260V263L131 262L133 264ZM179 260L182 261V262L179 263ZM126 262L124 261L125 264H129V263H126ZM184 262H183V264H184ZM105 264H109V263H105Z\"/></svg>",
  "mask_w": 264,
  "mask_h": 264
},
{
  "label": "rangeland",
  "instance_id": "2",
  "mask_svg": "<svg viewBox=\"0 0 264 264\" xmlns=\"http://www.w3.org/2000/svg\"><path fill=\"white\" fill-rule=\"evenodd\" d=\"M29 1V2H28ZM80 1V0H79ZM82 2H83V0H81ZM81 1L79 2V3H81ZM100 2V0H95V3L96 2ZM103 3H105V5L107 6L109 3H110V1H112V0H107L108 1V3H107V1L105 0V2L103 1V0H101ZM115 1H117V0H114V3H115ZM126 1V3H127V0H125ZM148 1H151L152 2V0H147V2ZM155 1V0H154ZM152 2V3H150V4H148L147 2H146V4H145V7L147 6V8L148 7H150V10L147 12V9H146V13L143 11L144 10V6L142 5L143 3H140V1L138 0V2H136L135 1V3H140L143 7H141V9L140 10H142L143 11V13H145V14H143V16L142 17H146L147 16V20H148V18H152V19H149L150 20V22H149V24H151L150 26H152V25H154V24H157V26L158 25H160L162 22L161 21H163V20H160V19H163L162 18V15H161V11L159 10L158 11V8H160V6L159 5H157V6H154V7H157L156 8V10L155 11H153V10H151V9H153L154 7H153V4H155L156 2H158L159 0H156V2ZM190 1V0H189ZM188 0H185V2H184V4H188V2H189ZM199 1H201V0H196V2H195V4H194V6H193V8H195V10L193 11V8H192V12L194 13V15H193V13H192V18L191 19H193L194 17H195V13H196V15H198V16H200V14H201V16H203L204 18V22H206V20H208V19H210V20H208L209 22L211 21V20H214L213 19V15L212 14H215L214 15V18H215V23L213 22V23H211L212 25L214 24H217L216 22H218V21H222L223 22V20H216V19H219L221 16H223L225 13H224V11H225V9L224 8H222V6H221V8H220V5H219V10H217L218 8L216 7V5L218 4V2H219V0H205L206 1V4H204L205 2H200V4L198 3ZM203 1V0H202ZM231 1H234V0H231ZM257 1L258 0H255V2H253V0L251 1V2H253L254 3V5H255V3H257ZM260 1H262V0H260ZM264 1V0H263ZM24 2H28V3H26L27 5L25 6V3H24V6L26 7V8H28L29 10H31L32 12L34 11V13L33 14H35V12H36V14L39 16V18L36 16V14L34 15L36 18H38L37 20H39L40 18H43V20H44V17L47 19H49V23H47L45 20L43 21L44 23H45V25L47 24H49L48 26L46 25V26H42V25H44V23L41 21V20H39V21H41V22H39L40 23V25H41V27H43V28H47L48 30L50 29L51 31L50 32H52V29L54 28V30H53V32H54V34H53V36L54 35H56L57 34V28H58V30L59 31H61V32H64L63 33V35H66L67 34V37L71 34V36H69L68 38L70 39V40H72L73 38L75 39L76 37H73L72 38V36H75V32H76V30L78 29L79 30V26H81L80 24H82V26L84 27H80V30H82V31H84L85 33H89L90 31H89V29H91V31L93 30V31H95V27L96 28H99V26H96V24L94 23V22H92L93 21V19L92 18H94L93 16H92V18L89 16V15H92L91 13H93V12H91V11H89V12H91V13H89L88 11H87V14H89V15H87L86 14V16H85V18H84V20H83V18L81 19V22H80V24L78 25V23H79V18L78 17H75L76 16V12H75V10H74V13H75V16H73V9L74 8H76V6L75 5H77V7L79 6H81L82 4H80V5H78V3H75V7H73V4H74V2H75V0H25ZM76 2H78V0H76ZM93 2H94V0H93ZM142 2H144V1H142ZM209 2V3H208ZM235 2V1H234ZM95 3H93L92 4V0H91V5H92V7L95 5ZM101 3V2H100ZM113 2H111V4H112ZM118 3V2H117ZM131 3H134V0H133V2L131 1ZM134 3V4H135ZM191 3H194V0H193V2L191 1V2H189V4H188V6L189 5H191ZM198 3V5H201V7L200 6H198V7H200L199 9H197L196 8V4ZM201 3H203V5L205 6L204 8H203V5L201 4ZM252 3V4H253ZM261 3V2H260ZM96 4H99V3H96ZM129 4H130V2H129ZM134 4H131V5H134ZM140 4H138L139 6H140ZM184 4H182V5H184ZM222 4V3H221ZM231 4H232V2H231ZM235 4H236V2H235ZM235 4H232L233 6L235 5ZM259 4V3H258ZM262 4L263 3H261L260 5L262 6ZM100 5V7H99V9L100 10H105V11H107V9H108V7H113V6H108L107 7V9H106V6L105 7H101V5H102V3L101 4H99ZM113 5V4H112ZM114 5H116L117 6V4H114ZM127 5H128V3H127ZM127 5H125L126 7V9H127ZM137 5V4H136ZM148 5H150V6H148ZM156 5V4H155ZM264 5V4H263ZM116 6L114 7V8H116ZM129 6V5H128ZM184 6H186V7H188L187 5H184ZM192 6V5H191ZM209 7L211 10H210V12L212 11V8L215 10V8H216V10L215 11H220V9H222L220 12H218V13H220L221 14V16H217V15H220V14H218V13H215L214 12V10L211 12L212 14H211V16H212V18H210V17H208L207 18V16H208V14L210 15V13H208L207 11H209L208 9H207V7ZM218 6V5H217ZM238 5H235L234 7H237ZM256 6H257V8H258V5L256 4ZM255 6V7H256ZM260 6V7H261ZM94 7H96V5L94 6ZM93 7V8H94ZM119 7V6H118ZM117 7V8H118ZM121 7V6H120ZM130 7V6H129ZM137 8H140V7H138V6H136ZM181 7H183V6H181ZM215 7V8H214ZM223 7H226V6H223ZM239 7V6H238ZM241 7H243V6H241ZM259 7V10H261V9H263L264 8V6H262L263 8H260ZM82 8V7H81ZM101 8H103V9H101ZM190 8V7H189ZM227 8V7H226ZM27 9V10H28ZM78 9H80V8H78ZM89 9H90V7H89ZM97 9H98V7H97ZM110 9H112V8H110ZM119 9H120V11H122L121 9L122 8H118V10H116V12H115V10L114 9H112V10H110L109 12H110V14L111 15H113L114 17H115V20H114V17H112L113 18V22H114V24L116 25V20L119 22H122L123 24H121V23H117V25H116V27L119 25V26H123L124 25V21L123 20H125V17H127V15L125 14V11H123L124 13V15L122 14V12H120L119 11ZM131 9V10H130ZM182 9V8H181ZM187 9V8H186ZM185 8H184V10H186ZM197 9V10H196ZM201 9H203V10H201ZM207 10V11H205V10ZM224 9V10H223ZM237 9H239V8H237ZM237 9L235 10L236 12H237ZM244 9V11L246 10V12H247V8H245V6L242 8V10ZM91 10V9H90ZM124 10V9H123ZM128 10H130L129 12L131 13V11H133V8H132V6H131V8H129ZM134 10H135V6H134ZM139 10V9H138ZM139 10V12H140V14H142L141 13V11ZM242 10H240L239 9V11L238 12H240V11H242ZM264 10V9H263ZM263 10L261 11L262 13H263ZM79 12H80V10H78ZM93 11H97V15H95V18H96V16H99V18H104L105 16L103 15V13H99V11L98 10H96V9H94ZM118 11V12H117ZM136 11V10H135ZM150 11H153V12H150ZM182 11H183V9H182ZM187 11H191V10H188L187 9ZM202 11H205V14H204V12L202 13ZM223 11V12H222ZM244 11H243V13H244ZM31 12V13H32ZM78 12V13H79ZM104 12V11H103ZM120 12V13H119ZM127 12V11H126ZM128 12V13H129ZM139 12H138V16L140 15L139 14ZM183 12H185V11H183ZM189 12H187V14H186V12L184 13V15L186 14L187 15V17H191V12H190V14H189ZM208 14H207V13ZM223 14H222V13ZM236 12H235V15H233L232 17L235 19H237V17H235V16H237V14H236ZM255 12V11H254ZM94 13H96V12H94ZM94 13H93V15H94ZM119 15H118V14ZM127 13V14H128ZM128 14V16L130 15V16H132L131 14ZM133 13V12H132ZM136 13V12H135ZM155 13V14H154ZM158 13V14H157ZM226 13H228L227 12V9H226ZM261 14V13H259V12H257V9H256V14ZM80 14V13H79ZM79 14H77V16H79V17H82V15L80 16ZM105 14H106V12H105ZM107 14H109V13H107ZM107 14H106V17H110L111 18V16H107ZM109 14V15H110ZM137 14V13H136ZM136 14H134L133 13V17H136ZM147 14H149L150 16L148 17V15ZM188 14H189V16H188ZM264 14V13H263ZM83 15H85V13L83 14ZM101 15H103L104 17H101ZM122 15V16H121ZM135 15V16H134ZM207 15V16H206ZM227 17L228 16H230L229 15V13L228 14H225ZM241 15V16H240ZM244 15H245V13L244 14H242L241 12L238 14V17H239V19H237V21L236 22H239L238 20H240L241 19V17H243L242 19V21L241 22H243L244 21ZM246 15H248V14H246ZM245 15V16H246ZM44 16V17H43ZM87 16H89V18L87 17ZM124 16V18H122ZM129 16V17H130ZM154 16V17H153ZM158 16V17H157ZM160 16V17H159ZM198 16H196L195 18L196 19H193V20H191V19H188L186 16V18L188 19V20H190L192 23H193V21H194V24H192V25H194V26H196L195 24H197L198 26H196V27H198V30H201L202 29V27L200 26L201 25V23L200 22H202V17L200 16V18H198ZM78 18V23L77 22H75V19H72V18ZM84 17V16H83ZM87 17V18H86ZM106 17L104 18V19H106ZM140 17V16H139ZM159 18V20L160 21H158V20H156L157 18ZM217 17V18H216ZM219 17V18H218ZM224 17V16H223ZM222 17V18H223ZM259 17V16H258ZM137 18V17H136ZM197 18H198V20L199 19H201V21L200 22H198V20H197ZM206 18V19H205ZM229 18V17H228ZM227 18V19H228ZM232 18V19H233ZM247 18V17H246ZM245 18V19H246ZM257 18V16H255L254 17V19H256ZM261 16L257 19V20H261ZM5 19H6V17H5ZM87 19H90V21H89V23L90 24H88V22L86 21ZM92 19V20H91ZM97 19H98V17H97ZM121 19V20H120ZM131 19V18H130ZM139 19V18H138ZM224 19V24H226L227 25V23L226 22H229L228 20H226L225 19V17L223 18ZM82 20H83V23H84V21L85 22H87V24H88V27H85L87 24H85V25H83V23H82ZM109 20V19H108ZM110 20H112V19H110ZM132 20H134L133 18H132ZM132 20H131V22H132ZM139 20H141V17H140V19ZM146 22H147V24H148V21L146 20V18L144 19ZM195 20L197 21V23L195 22ZM10 21V20H9ZM135 21V20H134ZM133 21V22H134ZM138 21V20H137ZM136 21V22H137ZM145 21H143V19H142V22H145ZM13 23V20H11L9 23L10 24H12ZM96 22H98V20L96 21ZM109 22H111V24H112V28H114L113 26H114V24H113V22L112 21H109ZM109 22H108V24H109ZM131 23V24H133V26H135V24H137L136 22H135V24L134 23ZM140 22V21H139ZM142 22H140V23H142ZM161 22V23H160ZM208 22V23H209ZM212 22V21H211ZM240 22V23H241ZM8 23V22H7ZM72 23H74V25L77 23V27L76 26H74ZM91 23H94L93 25H95V26H93L94 28L92 29V24ZM160 23V24H159ZM207 23V22H206ZM206 23H204L205 25H207ZM219 23V22H218ZM239 23V24H240ZM256 23H258V21L256 22ZM256 23H255V26L254 27H256V29L258 30L260 27H259V23L256 25ZM9 24V25H10ZM98 25L100 24V21L97 23ZM144 24V23H143ZM149 24H148V26L147 27H145V25H143L145 28H147L148 29V27H149ZM2 25V24H1ZM9 25H4V26H8L9 27ZM15 25V24H14ZM16 25H18L17 27H19V26H21V27H23L22 25H20V24H16ZM16 25H15V28H16ZM72 25V26H71ZM89 25H90V27H89ZM138 25H139V23H138ZM137 25V26H138ZM142 25V24H141ZM202 25H203V22H202ZM204 25V26H205ZM210 26V25H207L206 27H204L203 28V31H200V32H203V33H201V34H203V36H205V34H206V31L204 32V30H206V29H208L207 30V33H209L208 35H212V37L214 36L217 40H219V41H221V42H223L224 41V39H226V38H228L227 40H225V41H230L229 40V38L231 39L232 38V40L229 42V45L230 44H234V43H232V42H234L233 40H234V37H233V35H232V37H226V34H225V36H224V31H225V29L231 34V31H230V27H228L229 25H231L230 23L227 25V28H226V26H225V28H221L222 29V31H223V33L221 32V30L220 29H218V30H216V31H214V30H212V27L213 26ZM218 25H220V27H221V25L222 24H218ZM118 26V27H119ZM194 26L192 27V28H194ZM217 26V25H216ZM216 26H214L213 28L214 29H217V27ZM224 25H222V27H223ZM257 26L259 27V28H257ZM261 26V25H260ZM6 27H1V28H3V29H5V31L4 32H2V30H1V32H0V39L2 40L1 42H0V44H2V42L3 41H5L4 43H3V45H5L4 47H5V50H3L5 53L4 54H6V58L4 59V60H6L5 61V64L3 65V69H4V71L6 72L5 74L4 73H1V75H0V89L2 88V90H0L1 91V93H0V99H4L3 100V102H4V104H5V101L8 99V100H10V98L9 97H7V96H9V95H11V89H15L16 88V90H15V92L17 91L18 93H19V89H17V85L19 84H16L17 82V80L18 79H16V78H18V77H24V76H27L28 78H26V79H29L30 78V74L33 72H35V70H37L38 68H42L45 64L47 65H50L51 64V62H52V58H53V56H55L54 54H52V55H49V53H46V52H44L45 50H41L44 46H42V44H41V46L42 47H40V48H38L37 46V44H39L40 42H42V38L40 39L41 41L39 42V43H36L35 44V41H38L37 39H38V37H37V39H35L36 37H34L33 38V40H35L34 42H33V40H32V38L29 40L28 38H30L29 36H30V31H31V34L33 35L34 33H32V32H34L31 28V30L30 29H27L28 27L26 26V29H27V32H26V35H28L29 34V36H26V35H24L25 34V31L26 30H23V32H22V29H19V30H21L20 32H18L16 29V31L14 30V32L12 31V29H14V27H13V25H12V29L9 27V28H6ZM20 27V28H21ZM71 27H75V31H72V30H74L73 28H72V30H71ZM108 28H110V29H112L111 27H110V25L109 26H107ZM136 27V26H135ZM139 27V29H140V27L141 26H138ZM144 27L142 28V29H140V30H136L135 32H136V34L137 35H142V34H139L140 32L141 33H143V30H144ZM201 27V28H200ZM219 27V26H218ZM219 27V28H220ZM42 28V29H43ZM89 28V29H88ZM123 28H126L125 30H127L128 28L127 27H125V26H123L122 27V29H119L120 30V32L119 31H116V32H118L119 33V35H118V37L116 38V42L118 41V39H119V42H114V43H116V44H114L111 40H112V38L116 35V33H114V35L111 37V39H110V37H108L109 39H110V41L113 43V47L109 44V48L108 49H110L111 50V47H112V49L113 50H115V51H113L112 50V52H117L118 51V53H116L115 54V56L117 57V54L119 55L120 53V56H122V54L124 55L125 53L124 52H126V51H128V54H129V51H130V54H132V57H130V54H129V61H128V59H127V61L129 62V64L130 63H136V61H134V60H139L140 61V59H134V58H136V57H138L137 56V54L135 53V55H136V57H134L133 58V53H134V51H138L139 52V49H140V46L141 45H143V44H146V43H142L141 45H140V38L141 37H144L143 35L138 39V38H135V36H136V34H135V32H134V34H133V29H130V30H127V31H129V32H131L132 34H133V36H132V38H131V40L129 39L131 36L130 35H132L131 33H129L130 35H128V34H125V33H127V31L126 32H124L123 31ZM134 28V27H133ZM154 28H155V30H154ZM156 28L158 29V27H156V25H154V26H152V33H153V30L154 31H156ZM200 28V29H199ZM18 29V28H17ZM23 29H25V27L23 28ZM46 29V30H47ZM56 29V30H55ZM84 29V30H83ZM85 29L87 30V31H89V32H86L85 31ZM100 29V28H99ZM109 29V30H110ZM147 29H146V31L144 30V32H147ZM196 30H197V28H195ZM195 29H193V30H195ZM28 30H30V31H28ZM36 30V29H35ZM97 30V29H96ZM134 30H135V28H134ZM196 30H195V32H194V34L196 35V33H199L198 31L196 32ZM255 29H253V31H254ZM260 30V29H259ZM258 30V31H259ZM97 31H99L100 32V30H97ZM97 31H95V32H91L90 34H88V35H86L87 36V39H88V36L89 35H91L90 37H94V34L93 33H95V34H99V33H97ZM121 31H123L124 32V34H125V36L123 35V33L121 32ZM140 31V32H139ZM226 31V32H227ZM256 31V30H255ZM257 31V33H259ZM42 32L44 33V34H46L47 36H51L52 35V33H51V35H48L50 32L49 31H47L48 33H45L46 31H45V29L44 30H42ZM55 32H56V34H55ZM61 32H58V34L59 33H61ZM193 31H191V33H192ZM225 32V33H226ZM40 32H36L35 33V35H33V36H39V37H42L41 36V33H40V35H37V34H39ZM83 33V32H82ZM117 33V34H118ZM120 33H122V38H120ZM151 34V27H149V31L147 32V34L145 33L144 35H149V34ZM154 33H156V32H154ZM159 33V32H158ZM189 33V32H188ZM190 33V34H191ZM222 33V34H221ZM233 33V32H232ZM261 33V32H260ZM69 34V35H68ZM79 34V33H78ZM78 34H76V35H78ZM112 34V33H111ZM201 34L199 33V36H201ZM31 35V36H32ZM62 35V34H61ZM61 36V38L62 37H65V36ZM126 35H128V37L126 36ZM153 35H155V34H151V36H153ZM198 35V34H197ZM227 35H228V33H227ZM52 36V37H53ZM57 36V38H55V36L53 37L55 40H57V39H59L58 38V35H56ZM98 36V35H97ZM145 36V37H146ZM158 36H160L159 34H158ZM156 37V36H154V37H156V39H155V41L156 40H159L158 38L159 37ZM192 37H194V35H191ZM203 36H201V37H203ZM210 36H207L208 38L210 37ZM229 36V35H228ZM261 36V35H260ZM95 37H96V35H95ZM136 37H138V36H136ZM161 37V36H160ZM190 37V36H189ZM189 37H188V39H189ZM206 37V36H205ZM262 37V36H261ZM261 37H260V39H261ZM60 38V39H61ZM66 38V37H65ZM68 38H66L67 40H69ZM107 38V41L109 40ZM149 38H150V36H149ZM144 39V40H149V42L151 41V39ZM204 38V37H203ZM208 38H204V40L206 39H208ZM263 38V37H262ZM59 39V40H60ZM73 39V40H74ZM84 39H85V36H84ZM87 39H85V41L87 40ZM154 39V38H153ZM164 39V38H163ZM162 39V37H161V40L162 41H164ZM191 39H193V38H190V42L191 43H194V42H192L193 40H195V38L191 41ZM210 39H212L211 37H210ZM216 39H213L212 41H213V43L211 42V40H207V44L210 46V44H211V48H210V53L212 52V51H214V50H216L215 48H214V50L212 49L213 48V46H215L214 45V43H216L217 41H216ZM62 40H64V39H61L60 40V42L59 43H62L63 44V42L65 41H63V42H61ZM66 40V41H67ZM161 40H159L160 41V43H158V44H160V45H162L161 47H163V45L165 44V42H162V43H164V44H162L161 43ZM205 40V41H206ZM262 40V39H261ZM264 40V39H263ZM262 40V41H263ZM97 41H98V39H97ZM106 41V42H107ZM142 41V40H141ZM146 41V42H147ZM158 41V42H159ZM211 42V43H209V42ZM224 41V43H222V45H220L218 42H217V44H219V46L220 47H218V45H216V48L217 49H219V48H222V47H224L225 45L224 44H227L226 42ZM96 42V40L94 41V43ZM140 42V43H139ZM143 42H145V41H143ZM220 42V43H221ZM97 43V42H96ZM96 43L95 44H93V43H88V45H90V44H92V46H93V48L95 49V46L94 45H96ZM99 43V42H98ZM97 43V44H98ZM120 43V44H119ZM150 43H152V42H150ZM155 42H153V44H154ZM157 43V42H156ZM61 44V45H62ZM101 44V43H100ZM153 44H148V45H150V47H151V45H152V47H153ZM207 44H205L206 45V47L208 46ZM44 45V44H43ZM99 45V44H98ZM106 45H108L107 43H106ZM147 45V44H146ZM160 45L158 46V47H160ZM230 46V47H228V45H226V47L227 48H229L228 50H230V48L231 47H233L234 46V48L233 49H235L236 47H235V45H233V46ZM39 46H40V44H39ZM91 45H90V47H92ZM97 46V45H96ZM111 46V47H110ZM156 46V44L154 45V47ZM209 46L207 47V48H209ZM222 46V47H221ZM62 47H63V45H62ZM86 47H87V45L85 46V47H83V50H81V49H78V50H80V52L78 53V55L76 54L77 53V51L75 50V52H74V54H73V56H75L76 57V61L77 60H79L80 59V57H81V59H82V61L81 60H79L80 62H83V63H85V62H88V63H90V66L88 65V63H86L85 65H83L82 63H80V64H82L84 67H82V68H79L80 70L81 69H85V68H88V75L91 73V78L90 77H88L87 76V78H90V82H91V79L92 78H94V77H92V71L90 72L89 71V69H90V67L92 66L93 67V65H95V63H96V61H98V59H100V57H104V54H102V53H100V52H98L97 51V49H98V47H96V50H93V52L95 51V53H94V55H96V56H98V53L99 54H101V55H99L98 57H96L95 59L93 58L94 57V55H93V53H92V50L89 48V46L87 47V49L89 48L91 51L89 52V53H85V54H87V56L86 55H84V52L87 50L86 49ZM102 47V44H101V46H99V48L100 49H98L99 51L101 50L102 51V49L104 50V45H103V48H101ZM146 47V51L149 49V47L148 46H145ZM144 46H143V49L145 48ZM151 47V48H152ZM157 47V46H156ZM155 47V48H156ZM160 47V48H161ZM167 47V46H166ZM169 47V46H168ZM167 47V48H168ZM205 47V48H206ZM105 48H107V46H105ZM148 48V49H147ZM166 48V52L167 51H169V50H171V48H169V49H167ZM225 48V47H224ZM227 48L226 49H224V51H226L227 50ZM4 49V48H3ZM43 49H47V47L45 48H43ZM60 49H64V48H59V50ZM84 49H86V50H84ZM89 49L87 50V51H89ZM107 49V50H108ZM159 50V48H156V50ZM162 49V48H161ZM160 49V50H161ZM232 49V48H231ZM233 49L231 50V52H225V53H227L226 54V56L225 57H227V55H229V53H231L232 55H235V52H236V50L237 49H235L234 50V53L232 52L233 51ZM58 50V49H57ZM110 50H109V52L108 51H106L105 50V53L107 52L108 54L110 53ZM119 50L120 51H124V50H126V51H124L123 53L122 52H119ZM140 50H142V49H140ZM145 50V49H144ZM158 50H157V52H158ZM209 50V49H208ZM207 50V51H208ZM212 50V51H211ZM227 50V51H228ZM239 50V49H238ZM45 53V55L47 54V56H51V60L47 57H45V55H44V53ZM61 51V50H60ZM64 51V54L65 53H67L66 52V50L64 49L63 50ZM81 51H83V53L81 52ZM96 51L98 52V53H96ZM131 51H133L132 53H131ZM149 51H150V49H149ZM148 51V53H151V52H149ZM162 51V50H161ZM219 51V50H218ZM217 51V52H218ZM223 51V52H224ZM104 52V51H103ZM216 51H214L213 53H211V54H213L212 55V57L214 56V55H216L217 56V60H216V57H213V59L215 58V60H216V62H215V60H213V59H211V60H213L214 61V63L217 65V69H219V66H218V63L220 64V62L219 61H221L222 63H224L225 64V66H223V64L222 65H220V66H222V68L223 67H226L227 65H226V63L231 59V57H234V56H232L231 54V57L230 58H228V60H227V58L226 59H224L225 57L224 56H220V57H223V61H222V58L220 59V57L218 56V54L220 55V53H223L222 52V49H221V52H218L217 53ZM239 52H240V50H239ZM7 53H8V55H7ZM92 54L93 56L92 57H90L89 56V58L91 59V60H93L94 59V64L92 65L91 64V61L89 60V59H87L88 58V55L89 54ZM106 53V54H107ZM148 53L146 52V57L145 56H143L144 54H145V52L142 50L141 51V53H138V55L139 54H142V55H140V57L142 56V57H144V58H151L152 57V61L150 62V60L151 59H147V61L149 60V62L148 63H150V65H154L153 67H154V69H155V72H153L154 70H152V69H150V65L148 66V64H147V62H145V60H144V58H143V60L144 61H142V62H145V64H147V66L146 65H144V66H146L147 68L145 69L144 67H143V65H137L136 64V67H134L133 65H131L130 67H134V68H128V66H129V64H128V66H127V64L126 63H128V62H126V55H125V57H123V58H121V59H117L115 56L113 57V58H115L114 60H116V63L117 62H119L118 60H124L126 63H125V66H127V67H125V68H127V69H129V71H131L132 72V69H133V71L134 70H136L137 69V71L139 70L140 71V67L139 66H142V68H144V70H145V73L147 72L148 73V69L150 70V72L153 74V76L151 77V78H153V79H151L152 80V82L151 83H153V81H154V84H155V86L157 87V88H154V85H151V83H150V87L148 88V90H150L151 91V89H152V86H153V88H154V91H155V89H156V91L158 90V91H160L161 93H159L158 95L161 97V98H166V100L167 101H169L167 98L169 97L170 98V101H171V99L173 98V95H172V91H168V87H169V84H170V86H172V85H174V84H176L175 83V79H171V81L174 83H172V82H169L168 83V81H169V76L171 75L170 74V72L168 73V71L166 72V66L164 65V64H162L161 65V60L159 61V63L157 62L158 60H159V58H161V59H164L165 57H168L169 56V54L171 53V51H169V54H167V56H165V51H164V58H162L163 57V54H160V51H159V53L158 54H160L161 55V57H159V58H155L152 54V56L150 55L149 57H147L148 56ZM163 53V52H162ZM168 53V52H167ZM215 53H217V54H215ZM238 53V52H237ZM237 53H236V55H235V57L236 56H238L237 55ZM107 54V55H108ZM111 54V53H110ZM127 54V55H128ZM208 54H209V51H208ZM211 54H209L210 55V58H212L211 57ZM224 54V53H223ZM222 54V55H223ZM239 54V53H238ZM65 55H67V54H65ZM79 55H81L80 57H78L79 59H77V56H79ZM112 55H113V53L111 54V56H105V57H107L108 58V60H107V58H105L106 60H107V62L109 61V57H112ZM229 55V56H230ZM83 56V57H82ZM86 56V57H85ZM171 56V55H170ZM169 56V57H170ZM207 58H209V56H207V54L206 55H204V60H205V58L206 57ZM85 57V58H84ZM128 57V56H127ZM141 57V58H142ZM155 59H154V58ZM235 57H234V60H235ZM113 58H111L112 60H110L109 62H111V63H109L110 64V66H109V64L107 65V64H105V66H104V64H103V61H106V60H103V59H101L100 60V62H98V64H100V66L99 67H97V68H99V69H101V73H102V71H103V73L105 74H103V77L101 76V78L98 76L97 78H98V80H96L97 78H95V79H92V82L94 81V80H96L97 82H99L100 81V83L101 84H99V83H97V82H94V83H92V86H93V84H96L95 86H93V87H95V91H96V87H97V85L99 84V87H100V85H102L103 87H104V83L106 82V81H104V78H108L109 76H112V73H114V71H115V73L117 74H115L114 76H112V77H114V78H109V81H111V84L109 83V85L112 87L113 85H116V83L118 82V84H120V78H122V81L121 82H125L126 83V86L127 87H130L131 88V86H128L127 85V83L128 82H126V81H129V80H127L129 77L128 76H125V74L123 75V77L125 76V78L126 77H128L127 79H126V81H125V79H123V77H119V80H118V78H117V80H116V77L117 76H122V74H120L119 75V69L118 68H116L115 67V65H117V64H121V63H123L124 61H122L121 63L119 62V63H115V64H113L114 63V60H113ZM119 58V57H118ZM190 58L192 59L193 57H191L190 56ZM189 58V60H190V64H192L193 63V59L191 60ZM200 59H201V57H199ZM73 59V60H74ZM85 60V62H84V60ZM132 59H133V61H132ZM166 59V58H165ZM164 59V60H165ZM168 59H170V58H167L165 61L163 60V62H167V63H169L170 62V60H168ZM199 59V60H200ZM202 59H203V56H202ZM201 59V60H202ZM218 59H219V61H218ZM237 59H238V57H237ZM237 59L235 60V61H237ZM48 60H50L51 62H49L48 63ZM86 60H89V61H86ZM142 60V59H141ZM169 62H168V61ZM203 60V62H205V64H206V67H207V61L205 60L204 61ZM232 60H233V58H232ZM79 61H77V62H75V63H78L79 64ZM101 61H102V63H101ZM234 61V62H235ZM58 62V61H57ZM113 62V63H112ZM138 62V61H137ZM142 62H138V63H142ZM192 62V63H191ZM202 61L200 62L201 64L203 63ZM233 61H231L230 60V62L229 63H232ZM242 62V61H241ZM240 61H239V64L241 63ZM55 63V62H54ZM61 63V62H60ZM154 63H158L159 65H161V66H163V67H165L166 69H164L165 71L164 72H161V71H163L162 70V68L163 67H158L159 69H161V71L159 72V71H157V65L156 64H154ZM208 63H212L211 61H210V59H209V61H208ZM263 63H264V61H263ZM56 64H58V63H56ZM78 64H76V66L78 65ZM113 64V65H112ZM142 64H144V63H142ZM205 64H203V65H205ZM215 64H213L212 63V66H210V68L212 67V68H214V65ZM228 64V63H227ZM238 64V68L240 69V67L239 66H242L241 64L239 65ZM243 64V63H242ZM245 64H247L248 65V63H245ZM244 64V66H246ZM51 65H52V67H51ZM49 67H51V68H53V69H51V71H48V69L50 70V68H47V70L46 71H48V73L46 72V75L44 74L45 73V71H43L42 72V74H44L45 75V77H42V75H41V78L39 77V76H37L38 75V73H37V75H35V76H33V78H30L29 79V82H28V80H26L27 81V83L26 84H28V85H25L26 86V88H28L27 89V94H29V96L31 97H29V99L30 100H33V98L35 99V100H33L35 103H36V105H35V103L33 102V103H31L32 105L34 104V106H36V107H38V111H37V109H36V111H37V113L39 114H41L43 111H44V113H45V110H47V113H48V110H50L51 109V111L49 112L50 114H47V115H44L43 113V115L44 116H48L47 117V119L48 120H50V118H52L51 119V122H52V120H53V124L54 123H56V122H58L59 121V124H60V126L63 128V130H62V128L60 129V127H59V125L57 126V124L58 123H56L55 125L57 126H55V125H53L54 127H56V128H54L53 126L51 127L50 125V127L48 128V127H46V125L47 124H52L51 122H49V121H47L45 118L46 117H44L43 115V117H41V116H38L37 114V116L38 117H40L39 118V120L42 118H44L43 120L41 119V121H42V123H43V121L45 122V124L43 123H41L39 120H38V117L36 118L35 117V113H36V111H34V114L32 115L31 113H33V111L32 110H35V109H32V110H29V108L31 109V108H33L34 106H32L31 104H30V102H32V101H30L29 99H28V101H29V104L31 105V106H29V104H28V101H26L27 102V104H26V102L24 103V102H22V104L24 103V104H26L27 106L26 107H28V111L26 112L25 111V109L27 110V108L26 107H24V104H23V106H22V108H25V109H21V107L19 106V103H21L20 101H25V100H27V99H24V100H21L22 98H24V97H22L21 99H19L18 98V96L20 95V94H18L17 92V95L18 96H16L14 93V95H12V97L11 98H14L13 99V101L16 99H19V103L18 104H14V102L11 104V102H12V100H10L11 102L9 103V105H12V106H10V111L12 112V113H7L6 111H9V110H7V108H9L8 106V102L9 101H7V103H6V105H7V107H4L3 105V103L1 102V100H0V264H21L22 263V259L24 258V259H26V261L25 260H23V261H25V262H23V264H37L38 263V259H40L41 260V263H43V264H105V263H109V264H125L124 263V261L126 262L127 260H123V261H121L120 262V260H118L115 256H117L118 254H119V250H117L118 251V253H117V251L115 250L116 248V245L114 246V243L113 242H115V240H114V238H115V236H114V234H116L117 232L115 231L116 229H115V224H117L118 222L119 223H123L124 221H126L127 219H125L124 221L122 220V219H119L120 218V216H121V214L122 213H124L125 211H124V207L122 208V206H120V204L118 203V201H119V199H117V195H115V197H116V199H115V197H113L114 199H115V201L114 202H116L117 200V202L114 204V205H116L117 204V207H121V209H119L120 211V213H119V215L120 216H118L116 213H114V212H117L118 210H114V209H116V208H114V206L113 205H110V204H112V203H109V207L108 208H112V207H110V206H113V213L117 216V217H119L118 219H115V218H117V217H114L115 215H113L112 213H111V211H109V213H111L112 215H113V218H114V222H117V223H115V224H113V226H114V228H111V229H113V231H111L112 232V234L113 235H111L110 234V228L108 227V228H106V229H109V230H107V232H104L103 233V235H102V233H101V238H100V233L97 235V233H96V231H98V232H103V227H101V226H103V225H105L106 227L108 226V224H112L111 222V220H112V217H109V216H111V215H109L108 214V219H109V221H111V222H109V221H106V220H108V219H106V220H102V219H104V218H102L103 216H101L100 214H102V212L101 213H99V212H97L98 210H101V208H97L95 211L93 210V208L95 209V199H97L96 198V196L98 197V198H101L102 196H103V198L101 199V200H103L104 199V195H107L106 193L104 194V192L106 191L105 189L106 188H108L107 187V185L109 186V188L108 189H110V188H113L115 185H113L112 187H111V184L109 183V181L111 182V180H112V182H113V184L115 183L114 182V178H115V176L114 177H112L111 175H113V173H110L111 175V179H106V178H108L107 177V174H108V172H110L109 170H111L110 169V166L111 165H113V163L111 164L110 162H112V159H111V161H109L110 159H109V156H108V153L110 152H112L113 150H111V146H109L106 142H104V144H103V142L102 141H104L103 139L105 138L104 136H102L101 137V135H99V133H102V132H100V131H102L103 129H106V128H101V123L99 124L100 125V128L102 129V130H100V129H97L96 128V126H97V123L96 124H94L93 123V121H95L92 117V112L91 113H89L91 110H90V108H86L87 106H89L88 104L89 103H86L85 101L88 99V97H87V95H82L81 93H84V91H82L81 92V90H80V94L82 95H80L81 97H83V98H81L79 95H77L79 98H77V100L74 98V97H77L76 96V94L79 92L78 90L79 89H82L81 87L79 88L77 85V83H76V78H73V75L74 74H72L71 72V76H72V78H71V82H72V80L73 79H75V82L74 83H76L75 85V91H77V92H75L74 91V93H75V95H73L74 93L72 92H70L71 94H69V91L71 90V88H70V86L72 85V83H70V81L68 82L69 84H71V85H69L67 82H66V77L69 75L70 76V73L69 72H67V70H66V72L68 73H66V72H64L63 70H65L63 67H62V64H58V66L57 65H53V64H51ZM124 65V64H123ZM135 65V64H134ZM158 65V66H159ZM215 65V66H216ZM229 65V64H228ZM231 65V64H230ZM229 65V66H230ZM234 66L235 65H237V63L235 62L234 64H233ZM80 66V65H79ZM78 66V67H79ZM88 66V67H87ZM96 66H98L97 65V63H96ZM102 66H104L103 68H102ZM108 66V67H107ZM112 66L113 67H115L116 69L115 70H113L114 68H112ZM122 65H118V67L120 68ZM152 66H151V68H152ZM232 66V65H231ZM244 66H242L243 68H244ZM249 66V65H248ZM247 66V67H248ZM57 67H59V68H57ZM81 67V66H80ZM95 67V66H94ZM93 67V68H94ZM101 67V68H100ZM233 67V66H232ZM247 67H245V72L247 73V74H245V73H243L244 71H243V68H241L242 69V73H243V76L241 77V79H243V77L245 78L246 77V75H248V72L249 71H251V70H247L246 71V69H247ZM56 68V69H55ZM90 69V70H94V73H96V71H99V69L97 70V68L95 67L94 69ZM109 68L110 69H112L113 70V72L112 73H110L112 70H109ZM125 68H123V66H122V68H120V69H125ZM176 68H177V66H176ZM178 68H179V70H178ZM178 68H177V71L178 72H176L175 73V75L178 73V75L180 74V67H179V65H178ZM209 68V69H210ZM222 68H220V70L222 69ZM248 68H250V67H248ZM253 67H251V69H252ZM83 69V70H84ZM158 69V70H159ZM187 70H188V72H189V69L188 68H186ZM215 69V68H214ZM214 69H213V71H214ZM216 69V70H217ZM224 69V68H223ZM222 69V70H223ZM240 69V70H241ZM257 69V68H256ZM122 70V72L124 73L125 71H123ZM126 70V69H125ZM144 70L143 69H141V71L139 72V74H140V77L142 76L141 75V73L143 74V72H144ZM191 70V69H190ZM216 70H215V72H216ZM221 70V71H222ZM255 69L253 68V70L251 71L253 74H255V72H257V71H254ZM38 71V70H37ZM36 71V72H37ZM62 71L64 72L63 74L65 75V73H66V77H61V76H64V75H62ZM126 71H128V70H126ZM137 71H135V72H132V74H131V78L134 76L135 77V82H136V78H137V76H135L136 74L135 73H137ZM224 71H225V69H224ZM224 71H222V72H224ZM40 74H41V71H38ZM61 72V73H60ZM119 72V73H118ZM130 72V73H131ZM165 72L169 75H167L168 77H166V74H165ZM191 72V71H190ZM220 71H217V73H219ZM222 72H220V75H222L223 73ZM226 72V71H225ZM58 73H60V77H59V74ZM83 73H84V75L86 74L87 75V73H85V70L83 71ZM98 73H100V71L98 72ZM126 73V75H127V73L128 72H125ZM145 73L143 74V78L144 77H146V76H144L145 75ZM155 73V74H154ZM162 73H164L163 75H162ZM185 73L186 74H188L187 73V71H185ZM193 73V69H192V72L190 73V75ZM250 73V72H249ZM39 74V75H40ZM101 74V75H102ZM135 74V75H134ZM138 74V75H139ZM151 74V75H152ZM216 74V73H215ZM227 73H225V75H226ZM253 74H251V77H254V76H256V75H258L257 73H256V75H254L253 76ZM43 75V76H44ZM85 75V76H86ZM95 74H93V76H94ZM96 75H97V73H96ZM95 75V76H96ZM180 75H182V73L180 74ZM179 75V76H180ZM219 75V74H218ZM218 75L216 74V76L218 77ZM224 75V74H223ZM224 75V77H226V79L224 80V78L221 76H219L218 78H220V80H221V78H222V80H224L225 81V83L224 82H222V85L224 84V86H226L227 85V83L229 84V82H226V80H228L229 81V79H231L228 75V77H229V79H227V76H225ZM36 76L38 77V78H36ZM69 76H68V79H70L69 78ZM116 76V77H115ZM149 76V75H148ZM146 77V78H149V77ZM163 76H165V78H168L167 80L168 81H166L168 84H166L164 81L166 80L165 78L163 79ZM179 76H177V77H179ZM194 76H196L197 77V75H194ZM216 76H215V80H218L217 78H216ZM250 76V75H249ZM263 75H261V78H262V80L260 79L259 81L261 82V81H263V77H262ZM32 77V76H31ZM139 77V76H138ZM139 77V78H140ZM184 77H186V76H184ZM183 77V78H184ZM203 77V76H202ZM35 78H36V82L35 83H31V82H34V81H31V79H33V80H35ZM66 79V80H64L63 81V79ZM130 78V79H131ZM182 77L180 76V79H181ZM204 79L206 78V77H203ZM249 78V77H248ZM247 78V79H248ZM38 79L40 80L39 82H37L38 81ZM115 79V82L113 81ZM133 79V78H132ZM246 79V78H245ZM244 79V81L243 80H241V81H243L242 83H238L237 81L238 80H240V78L238 79V80H236V79H234V81H232V79H231V81L232 82H237L239 85L241 84H243L244 82H245V84L247 85V83H246V80ZM250 79V78H249ZM107 81H108V79H106ZM138 80L139 81H141L140 79H137V82H138ZM144 81H145V79H143ZM149 80V79H148ZM184 79H181V81H183ZM201 80H203V79H201ZM206 80L208 81L207 82V84L208 83H210L211 85H213V87H214V85L216 86V87H214V88H216L217 89V84H214V83H217V81H211L212 79H210V81H209V79H208V77L206 78ZM206 80H203L202 82H203V84H206L205 83V81ZM221 80V81H222ZM236 80V81H235ZM108 81V82H109ZM113 81V82H112ZM132 81V80H131ZM130 81V82H131ZM146 81H147V79H146ZM145 81V82H146ZM150 81V80H149ZM185 81V80H184ZM183 81V82H184ZM248 81V80H247ZM258 81V82H259ZM63 82H65V83H63ZM107 82V83H108ZM124 82L122 83V84H124ZM142 83H144L143 81H141ZM139 83L138 82V84L137 83H134V80L131 82L132 84L134 83V84H137V86H138V88H137V86H132V88H131V90H133L132 91V93H130L129 95L127 94V93H129V89H127L126 88V86L125 85H123L121 88H120V86H118L117 88H116V86L114 87L113 86V88H116V91H114V89L112 88V93H114V92H118V93H115L116 94V97H120L121 99H122V97H123V94L125 93V91H127V93H125V94H127L128 95V97H130L131 96V98H133L132 100H131V98H129L132 102H133V100H138V95H140V98H141V96H145V92H143V90H142V87H145L146 89H147V86H143V85H141L140 86V84H142V83ZM148 82V81H147ZM219 82V81H218ZM232 82H230V84L232 83ZM240 82V81H239ZM259 82V83H260ZM264 82V81H263ZM31 85H30V84ZM74 83H73V85L72 86H74ZM106 83V84H107ZM131 83H130V85H131ZM149 83V82H148ZM235 83H233L234 85H235ZM236 83V84H237ZM249 83H250V81H249ZM65 84H67L69 87V91L67 92V90H66V87L67 86H65ZM104 84V85H103ZM172 84V85H171ZM207 84H206V86H207ZM261 84H262V82H261ZM148 85V84H147ZM219 85V84H218ZM240 85V86H241ZM246 85H244V87H251L250 86V84H248V86H246ZM18 86H20V85H18ZM29 86V87H28ZM71 86V87H72ZM80 86V85H79ZM106 86V85H105ZM108 86V85H107ZM107 86H106V88H107ZM110 86H108V88L110 87ZM125 86V87H124ZM208 86H210L209 84H208ZM228 86H230V85H228ZM237 86V85H236ZM240 86H237L238 88L240 87ZM78 87V90H76V88ZM125 89H127V90H124L123 91V89L124 88ZM177 87V86H176ZM212 86L210 87V89L212 88V89H214ZM237 87H235V88H237ZM6 88H8L9 89V91L10 92H8V89H6ZM19 88V87H18ZM98 88V87H97ZM106 88H104V89H106ZM119 88H120V91H121V89H122V91L124 92H122V93H119ZM134 88H136V89H134ZM144 88V89H145ZM172 88H175V86L173 87L172 86ZM218 88H219V86H218ZM237 88V89H238ZM4 89H6V90H4ZM72 89H74L73 87H72ZM98 89H100L99 91L97 90L96 92H99L98 93V95H99V98H100V95L102 94V95H104V94H111V92H104L103 90V88H98ZM102 89V90H101ZM146 89H145V91H146ZM170 90H171V88H169ZM177 88H175V89H173V90H175V93H176V90ZM208 89V91H209V88H207ZM216 89H215V91H216ZM240 89L242 90L243 88H241L240 87ZM239 89V90H240ZM244 89H246V90H248L247 88H244ZM243 89V90H244ZM83 90V89H82ZM107 90V89H106ZM105 90V91H106ZM148 90L146 91V93H148ZM218 90V89H217ZM229 90V89H228ZM228 90H226L227 92H228ZM240 90V91H241ZM242 90V91H243ZM7 91V92H6ZM14 91V90H13ZM71 91H73V90H71ZM107 91H109V90H107ZM114 91V92H113ZM141 91H142V93H144V94H141ZM153 91V90H152ZM151 91V92H152ZM154 91L152 92L153 93V95H151L150 93H149V96H147L146 95V97L147 98H150V95L151 96H153V98L154 97H156V98H158V96H157V94L156 93H158V91L155 93V95H154ZM213 91V90H212ZM212 91H210V92H208V93H212ZM215 91H214V95L217 93V95L219 96V94H218V92H216L215 93ZM230 91H231V89H230ZM101 92H103V93H101ZM169 92H171V94L169 93ZM245 92V91H244ZM255 92L256 93H259L258 91H257V89L255 90ZM7 93H8V95H7ZM101 93V94H100ZM175 93H173L175 96H176V94ZM118 94H122L121 96L120 95H118ZM172 95V98H171V96H168V95ZM209 94V97H208V99H210L209 100V102L211 103L212 101L211 100H213V101H215V102H217L216 100H218L219 101V99H220V97H218L217 99L216 98H214V97H212L213 95V93L210 95ZM228 94H229V92H228ZM227 94V95H228ZM102 95H101V98L99 99L101 102H102V98H104V100H105V103H104V100H103V105L104 104H106V102H107V100H106V98L105 97H107V95H104L105 97H102ZM162 95V96H161ZM216 95V96H217ZM23 96V95H22ZM34 96V97H33ZM74 96V97H73ZM115 95H110V99H111V101L108 99V97H107V99H108V101H110V103L108 102V107H110V105L109 104H112V101H116L117 99H116V97H114ZM125 96V95H124ZM206 96H208L207 95V93H206ZM225 96H226V93H225ZM230 96V95H229ZM17 97V98H16ZM86 97V98H85ZM98 97V96H97ZM111 97H114L113 99L111 98ZM127 96H125V97H123V98H125L124 100H126L127 98H128ZM146 97L144 98V100L146 99ZM159 97V98H160ZM210 97H212V98H210ZM7 98V99H6ZM135 98H137V99H135ZM164 98V99H165ZM175 98V97H174ZM174 98H173V102H174ZM205 98H207V97H205ZM228 98V97H227ZM229 98H231V97H229ZM228 98V99H229ZM6 99V100H5ZM81 99H85V101L84 100H81ZM102 99V100H101ZM116 99V100H115ZM121 99H119V101H121ZM126 100V101H124L123 99H122V101L119 103L118 102V100L116 101V102H118L117 103V105H120V106H118V107H120L119 109L121 110V108H122V111L121 112H123L124 111V107H123V105H125V107L127 108V109H129L128 107H127V105L129 104L128 102L130 101V100ZM164 99H160V100H158L157 99V102L159 101V105L160 104H162L163 103V100ZM178 99V98H177ZM143 101V97H142V99H140V101ZM150 101H154V100H156V99H154V100H151V98L149 99ZM148 100V101H149ZM166 100L164 101V102H166ZM89 101V100H88ZM124 101V102H123ZM131 101H130V109H132L131 107H132V105H133V107L135 106L134 105V103L136 104V106H137V103H136V101L134 102V103H131ZM139 101V100H138ZM141 101V103H143ZM149 101V104L151 103V104H155L156 106H157V102H150ZM161 101V102H160ZM205 101H207L208 102V100L206 99ZM37 102H38V104H37ZM116 102H113V104H116ZM125 102H127V103H125ZM146 102V101H145ZM214 102V105H216V103ZM228 102V101H227ZM227 102H226V104H227ZM43 104L42 105V108H41V111L42 112H40V110H39V108L41 107V104ZM86 103V104H85ZM125 103V104H124ZM141 103H140V105H141ZM148 103V102H147ZM147 103H144V105L146 104L147 105ZM157 103V104H156ZM218 103H220V102H217V105L216 106H218L219 105V107H217V109H219V108H221L220 106H221V104H218ZM231 102H230V100H229V104H230ZM2 104V105H1ZM22 104H20V105H22ZM48 105L49 106V108L50 109H46V107H48V106H45V105ZM98 104H100L99 102H98ZM123 104V105H122ZM165 104V103H164ZM163 104V108L161 107V106H157V107H161V108H154L155 110H158V109H160L159 111L161 112L163 109L166 111V113L167 112H169V109H165V108H169V107H165L166 105H164ZM167 104V103H166ZM168 104H169V102H168ZM167 104V105H168ZM172 104L173 103H171L169 106H170V110H172L171 108L174 106V104H175V111L177 110V108H178V110H180V112H177L176 111V113H179L180 115H181V110L182 111H184V109H181V108H183V107H180V109H179V107H177L176 106V99H175V103L173 104V106H172ZM226 104H225V108H224V110L226 109V107H227V109H229V107H231V106H233V105H230V106H228L229 104H227V106H226ZM16 107H15V106ZM39 105H40V107H39ZM102 105V104H101ZM102 105V106H103ZM106 105H104V107L106 106ZM122 105V106H121ZM138 105H139V102H138ZM143 106V105H141V107L142 108H144V107H146L147 109H148V107L147 106ZM14 106V108H12ZM43 106H45V107H43ZM100 106V105H99ZM114 108H116L117 106L116 105H112ZM149 106V108L150 107H152L151 105H148ZM172 106V107H171ZM19 107V108H18ZM104 107H100L99 108V110L102 108V110H103V108ZM107 107V109L105 110V108H104V110L102 111L101 110V112L102 113H104V112H106V111H108V113H110V111H111V113H112V110L114 109L113 107L112 108H108ZM118 107H117V109H118ZM139 108V106H137V107H134L133 109H135V110H137L136 108H139V109H142V108ZM153 107H155V106H153ZM152 107V108H153ZM165 107V108H164ZM174 107H173V109H174ZM207 107H211V106H207ZM206 107V108H207ZM6 108V109H5ZM43 108H45V110H43ZM146 108H144V109H146ZM149 109L150 111L149 112H151V114H155V116H157L158 114L156 113V111L154 110V109ZM213 108L215 109L216 107H214L213 106ZM213 108H210V110L209 111H211V109H213ZM233 108L236 110V112H238L237 111V109L233 106ZM232 107H231V110L229 109L228 111L231 113V114H229V112L227 113V112H225V113H227L226 114V116H224V115H220V114H217L216 115V113H220V109L219 110H217V109H213L214 110V112H213V110H212V112H213V115H216V116H224V117H226V120H225V118L222 120L223 122H225V121H227V123H229V121L234 125L235 123H238L239 124V122H241L240 120L238 121V118H240V117H238L239 115L238 114H234V113H236V112H234L235 110H232L233 109ZM116 109V110H117ZM119 109L116 111L115 109V111L117 112V119H121V117H122V119L121 120H123V117H125V116H127L128 114L130 115L128 118L127 117H125V121H127L128 120V122H129V120H131V122H132V117H133V119H135V121L133 120V122L135 123V125H134V123H133V125L136 127V124L140 121L139 119H137L138 120V122L136 121V118L135 117H139V114L137 115V116H135L136 115V113L133 115V113L131 112L132 110H128L127 112H129L130 111V113L132 114H130V113H128L127 114V112H126V114L123 112V114H125V116L121 113V112H119L120 114H122L123 116H121L119 113H118V111H119ZM127 109H125V111L127 110ZM147 109H146V113H147ZM209 108H207V110H208ZM253 109V108H252ZM114 110H113V112H114ZM134 110V111H135ZM151 110H154L155 112H153V111H151ZM164 110H163V112H164ZM206 110V109H205ZM221 110L222 111H224L223 110V107L221 108ZM254 110V109H253ZM9 111V112H10ZM31 111V112H30ZM140 111V110H139ZM139 111H137V112H139ZM141 111H143V115H144V110H141ZM174 113H175V111L174 110H172ZM209 111H207L206 113L207 114H209L208 116L209 117H211L210 116V114L212 113V112H210L209 113ZM30 112V113H29ZM51 112H53V113H51ZM101 112H100V114H101ZM115 112V113H116ZM136 112V111H135ZM153 112V113H152ZM160 112H159V115H158V117L160 116V120L162 121V120H164L165 119V115H164V119H163V115H162V113L163 112H161V115H160ZM172 112V113H173ZM185 112V111H184ZM184 112H182L183 114H184ZM234 112V113H233ZM107 113V112H106ZM106 113H104V114H102V115H106V117H107V114ZM115 113H113L114 115H115ZM165 113V112H164ZM170 114L169 115H171L172 113H171V111L169 112ZM173 113V114H174ZM176 113L174 114L175 116H176ZM215 113V114H214ZM223 114H225L224 112H222ZM55 115V118H54V116H52V115ZM92 114V115H91ZM118 114L120 115V116H118ZM150 114V117L152 118V116L153 115H151ZM157 114V115H156ZM168 114V113H167ZM172 114V115H173ZM102 115H100V117H103ZM108 115H111L110 117V119H109V121L111 122V119H113L112 121L114 122L115 120L117 121V119H115V118H112L113 116H112V114H108ZM115 115V116H116ZM141 115H142V113H141ZM140 115V116H141ZM142 115V116H143ZM146 115V114H145ZM147 115H148V113H147ZM180 115H178V116H180ZM212 115V114H211ZM228 115V116H227ZM231 115V116H230ZM90 116H92V117H90ZM114 116V117H115ZM132 116V117H131ZM141 116V117H142ZM155 116H153L154 117V119H153V121H155L156 119L158 120V117H156L155 118ZM167 116V115H166ZM230 116V117H229ZM56 117H57V119H56ZM109 117V116H108ZM119 117V118H118ZM131 117V119H129ZM150 117H149V115H148V118H147V116H146V119H150ZM162 117V118H161ZM167 117H169V116H167ZM171 117V116H170ZM168 118L169 120V124L171 123V124H173V126H174V124L176 125V118L174 117V119H171V118H173V116L171 117V118ZM181 117V120H182V115L180 116ZM222 117H221V119H222ZM227 117H229L228 119H227ZM238 117V118H237ZM104 118H105V116H104ZM143 118L145 119V116H143ZM143 118H142V120H143ZM212 118V117H211ZM215 118V117H214ZM10 120V121H14L13 122V125L11 124L12 122H10V121H8L9 122V124H8V122H6V120ZM58 120V121H56V120ZM92 119V120H91ZM102 119V118H101ZM108 119V118H107ZM106 118H105V120H107ZM170 119L171 120H174L175 122L174 123H172V121L170 122ZM178 119V118H177ZM180 119V118H179ZM103 120V119H102ZM104 120V121H105ZM121 120H118L119 122L121 121ZM142 120L140 121L141 123H142ZM181 120H178V122L177 123H179V121H181ZM115 121V122H116ZM149 121V127L151 126L150 125V122H152V120H148ZM148 121L147 122H145V120L143 121V122H145V124H146V127H148L147 126V123H148ZM167 121V122H168ZM17 122V123H16ZM106 122V121H105ZM113 122H111V123H109V122H107L108 124H110V125H113L114 127H115V125H116V127H119L118 126V124H117V122H116V124L115 123H113ZM125 123V125H123L122 124V126H121V124H119L120 125V127H121V129H124V130H127L128 131V129L130 130V128L132 127V129L134 128V126H130V128H128V126L126 125V122H124V121H121L120 123ZM127 122V123H128ZM156 122V121H155ZM155 122H152V124L153 125H155ZM157 122H160L159 120L157 121ZM156 122V123H157ZM163 123H160V126L157 124V126H158V128H156V125L155 126H151L152 128H156L155 129V131L157 130H159V127H163L164 125H166L167 123L165 122V121H162ZM165 122V123H164ZM19 123V124H18ZM106 123V124H107ZM226 123V122H225ZM14 124H16V125H18V126H16V128H15V126H14ZM115 124V125H114ZM131 124V123H130ZM130 124H128V125H130ZM140 124V123H139ZM144 123H142V125H137V129H138V131H137V129L136 128H134L133 130L136 132H140V134L142 133V129L144 130V133H145V126H143V125H145ZM161 124L163 125V126H161ZM169 125L168 127H169V129H170V127L172 126V125ZM230 124V123H229ZM232 124H230V127L232 126L233 128L235 127V126H233ZM96 125V126H95ZM99 125H98V128H99ZM104 125V124H103ZM110 125H106V126H109V127H107V128H109V131H111V129L113 128V126H112V128L110 129ZM235 125H237V124H235ZM11 126H14V127H11ZM123 126L124 127H126L127 126V128L125 129V128H123ZM144 127V128H140V127ZM172 126V127H173ZM181 126H182V123H181ZM59 127V129L58 130H62V132L61 131H58V132H60V134L61 133H63V137L61 138L62 140L64 139V141H68V143L66 144L67 146H68V148H65V150L66 149H68L69 151H70V153L72 152L73 154H74V159H75V156H77L76 158H78L79 157V159H80V162H78V163H80L81 165L83 164V168L80 166V168L81 169H86V171H87V173H86V171L85 170H83V173H85L86 175H89L88 176V180H89V178H90V184H89V181L86 183L88 186H89V192L87 191V185H86V188L84 187L85 185H81L79 182V185H81V186H83L84 187V191L83 192H88V194L91 192V194L92 193H96V192H99L100 190H103V194L104 195H101V192L99 193L101 196H99V194L98 193H96V196H92L91 194V196L93 197V199L94 200H92L91 199V201H90V199L88 200L85 196H86V194H85V196H83V194L80 192V190H81V188L79 187V185L78 184H76V182L74 181L75 180V178L74 177H76V176H74L75 175V173L72 175V173H73V171H76L74 168H72V169H70V168H68L67 167V165H65V164H67V163H64V161L66 162H68V164H70L69 163V161L68 160H66V158L68 157V155H71V154H67L66 152H65V150H64V152L67 154V156H66V154H64L65 156H66V158L65 159H63L64 157H62V154L60 155V154H58V152L57 151H63V148L64 147H62V145H63V143H65V142H62V140H59V139H56L55 137H58L57 136V134H59L58 132H56V131H54V132H56L57 134H55L52 130H55V129H57ZM103 127V126H102ZM148 127V128H149ZM167 127V128H168ZM176 127H177V125H176ZM175 127V128H176ZM178 127H179V124H178ZM15 128V129H14ZM54 128V129H53ZM139 128L141 129V131L139 130ZM167 128L165 129V126H164V128H160V129H162V131L164 132V130H165V132L167 131ZM175 128L173 127V129L175 130ZM131 129V130H132ZM136 129V130H135ZM147 129V128H146ZM169 129H168V131H169ZM173 129H170L172 132H173ZM176 129H178V128H176ZM183 129V128H182ZM182 129H181V127H180V130L182 131ZM232 128H230L229 130H231ZM100 130V131H99ZM132 130V132H133V134L135 133L134 131ZM149 130V129H148ZM147 130V131H148ZM235 130V129H234ZM233 130V131H234ZM99 131V133H97ZM106 131H108V129H106ZM108 131V132H109ZM161 131V130H160ZM160 131H158L159 133H160ZM167 131V132H168ZM170 131V133L172 134V132ZM232 131V130H231ZM232 131V132H233ZM103 132H104V130H103ZM132 132L130 131L129 133H131V135H133L132 134ZM136 132V134H134V136H136V135H139L140 136V138H143V137H145V135L148 133H145V135H144V133H142L141 135H144V136H141L139 133H137ZM164 132V133H165ZM176 132H180L179 131V129H178V131H176ZM183 132V131H182ZM231 132V133H232ZM235 132V131H234ZM162 133V132H161ZM169 133V132H168ZM168 134V136L170 135V137L172 136L171 134ZM55 134V135H54ZM59 134V138L62 136V135H60ZM167 134V133H166ZM175 134H177V133H175ZM179 134H181V135H174V133H173V135L174 136H176L177 137V140L180 138V137H178V136H181V139L183 140V136L182 135H184V133L182 134V133H179ZM102 135H103V133H102ZM149 137H150V134H147ZM160 135V134H159ZM162 135V134H161ZM160 135V137H162ZM164 135V134H163ZM167 136V135H166ZM165 135H164V137H166ZM174 136H172L173 137V139L172 138H168L167 140H169V143H170V141H171V139H172V143H173V141L175 140V141H177L176 140V138L174 137ZM100 137V138H99ZM104 137V138H103ZM131 137V136H130ZM183 137V138H182ZM103 138V139H102ZM132 138V137H131ZM139 137L137 136V137H135L133 140H136V139H138ZM139 138V139H140ZM151 138V137H150ZM150 138H147V136H146V138H144L145 140H143V141H146V139L148 140H150ZM55 139V142L53 141ZM102 141H101V140ZM164 141L166 140V139H164V138H162ZM180 139V140H181ZM58 140H59V142H58ZM111 140H112V138H111ZM117 140V139H116ZM141 141H142V139H140ZM167 140H166V142H167ZM179 140V141H180ZM56 141L58 142V144L60 143V148L59 149H61V150H59V149H57L58 147H59V145L56 147L55 145L57 144L56 143ZM61 141V142H60ZM113 142L115 141L114 139L112 140ZM118 141V140H117ZM116 141V142H117ZM151 141V140H150ZM150 141H149V143H147V142H142V144H144V145H151L152 143H150ZM178 141V142H179ZM54 143H55V145H54ZM61 143H62V145H61ZM171 143V144H172ZM65 145V144H64ZM110 147H108V146ZM67 146H65V147H67ZM55 148H56V151H55ZM108 149H110V151L108 150ZM113 149V148H112ZM68 152V151H67ZM50 153V154H49ZM69 153V152H68ZM110 153H109V155H110ZM57 154H58V156H57ZM111 154H113V153H111ZM48 157V156H50L51 157V159H50V161L53 159V161H52V163L51 164H53V168H54V170H52V166L50 165V163H49V159L47 158V160L45 159L46 157ZM59 156H61L62 157V159L59 157ZM112 156V155H111ZM110 156V157H111ZM71 157H73V155H71ZM168 157V156H167ZM70 158V157H69ZM112 158V157H111ZM68 159V158H67ZM72 159V158H71ZM76 160V159H75ZM62 161H63V163H62ZM76 161H79L78 159L76 160ZM109 161V162H108ZM82 162V163H81ZM107 163L110 165H108L109 166V168H108V171H107V168H106V166H107ZM79 164V165H80ZM70 167L72 166L73 167V165L72 164H70L69 165ZM113 168V167H112ZM69 170H70V172H71V170H73L71 173L69 172ZM113 170H115V169H112V171L111 172H113ZM57 171V172H56ZM59 171H61L62 172V174L64 175V176H66V173H67V177H68V179L70 178V181H72L71 180V178L72 179H74L73 180V182H75V183H73V182H66L67 180H66V178L65 179H62V178H64V177H62V178H60L61 176H63L62 174L60 175H58V172ZM85 171V172H84ZM115 172V171H114ZM77 174V173H76ZM59 176V178H58V176ZM85 177H87V176H85ZM110 178V177H109ZM76 179H78V177H76ZM15 180H17V181H19L18 182V184L21 182L22 183V185H19V186H15V185H17V183H16V181ZM107 180H109V181H107ZM13 181H15V184L13 183ZM87 181V180H86ZM111 182V183H112ZM108 183V184H107ZM23 184H25L24 186H27V188L26 187H22L23 186ZM78 185V186H76V185ZM117 184V183H116ZM21 186V187H20ZM28 186L30 187V188H32V190H33V187H34V190L36 191V190H39V191H31L30 190V188H28ZM117 186V185H116ZM80 189H79V188ZM106 187V188H105ZM36 188V189H35ZM76 188H78L79 190H78V192H80V194H82L81 195V198H82V196L83 197H85V198H82L81 200H83V199H85V201L86 200H88L89 202H93V201H95L94 203H88V201H86L88 204H91V205H93V206H90V205H85L86 204V202L84 203V208L82 207V205H81V203H80V199H79V196H80V194L79 193H77V189ZM108 189H107V193L108 192H110V193H113V195H114V191H108ZM114 189V188H113ZM113 189H111V190H113ZM116 189V188H115ZM83 190V189H82ZM81 190V191H82ZM105 190V191H104ZM116 191H117V189H116ZM33 192H35V193H39L38 194V196L40 195V194H42V193H44V195L46 196H48V199H51V200H48L47 199V197H46V200L47 201H49V202H44V200L41 202V201H39V200H42V198L43 199H45V197H42V196H37V194L35 195V194H32ZM108 194L109 196H111L112 197V195L111 194ZM116 193V192H115ZM87 194V197L89 196V198H90V195H88ZM98 194V195H97ZM35 195V196H34ZM43 195V194H42ZM43 195V196H44ZM79 195V196H78ZM36 197H38V199L36 198ZM42 197V198H41ZM108 197V196H107ZM109 198V197H108ZM107 198V200H109ZM105 199H106V197H105ZM103 200V201H107V200ZM97 200H99V199H97ZM110 200H112L113 201V199H111L110 198ZM109 200V201H110ZM121 201V200H120ZM82 202V201H81ZM111 202V201H110ZM48 203V204H47ZM104 203H106V202H104ZM103 203V204H104ZM108 203L105 205V209H106V206L108 205ZM121 203V202H120ZM97 204H99V203H97ZM97 204H96V206H97ZM119 205V206H118ZM122 205V204H121ZM57 207H59V208H57ZM91 207H93V208H91ZM97 207H100L99 205L97 206ZM108 208L106 209L107 211H108ZM68 209V210H67ZM123 210V211H122ZM67 211H69V212H74V213H77L76 214V216L77 217H79V219H78V222L81 220L80 219V216H78V215H81L82 217L81 218H83L81 221L83 222V221H86L84 224H87L88 226H89V222H91L92 223V221H94L92 224L94 225L95 224V220L97 221V219L99 218V217H101L100 218V220L101 221H103V222H105V223H107V222H109V223H107V225L106 224H104L103 222V224L102 223H99V221H97L96 223V225H99V224H102V225H100V227H101V229H103V230H99L98 229V226H97V229L95 228V230L93 229H90V227H92L93 228V226L92 225H90V227H87L86 225H84L82 222H80V225L81 226H79L78 224H76L77 222H75V223H73V220H71V217H69V216H71V213L70 214H68V212ZM73 213V214H74ZM125 214V216L124 215H122L121 217H127L126 216V214H127V212L126 213H124ZM84 216H85V218H84ZM97 216H99L98 218H97ZM76 218V217H75ZM95 218H97V219H95ZM72 219H74V218H72ZM77 219V218H76ZM76 219H74L75 221H77ZM89 219V220H88ZM95 219V220H94ZM117 220V221H116ZM118 220H122L121 222L120 221H118ZM89 221V222H88ZM100 221V222H101ZM113 222V223H114ZM126 223L127 224H124L123 223V229L125 230V232H127L126 230H128V227H129V221L127 222L126 221ZM75 224H76V226H75ZM77 225H78V227H77ZM86 226L88 229H90V231L89 232H91V231H94L95 232V234L94 235H91V234H93L94 232H92V233H87L88 231H83L84 229H85V227L84 226ZM109 226H111V227H113L112 225H109ZM51 227V229H49ZM55 227V228H54ZM52 230V229H54V231L52 230V232H50L49 230ZM43 229H47V230H43ZM87 229V230H88ZM106 229L104 230V231H106ZM42 231H43V233H45V234H47L45 237H46V239L48 238V239H50V241H51V236H54L53 238H54V240H53V238H52V242H49V240L48 241H46V239L45 238H43V236H41L42 234ZM49 231V232H48ZM109 231V232H108ZM53 232H55V233H53ZM116 232V233H115ZM128 232H129V230H128ZM50 233V234H49ZM53 233V235H51ZM107 234L108 236H113L114 238H111V237H109V239L111 238V239H113L114 241H112L111 240V242L109 241V239H108V236H106L105 238H103L104 237V234ZM45 234H43V235H45ZM110 234V235H109ZM127 234V233H126ZM129 234H127V236H128ZM174 235V234H173ZM26 236L28 237V239H30V241H31V244H29L28 243V246H27V243H26V240H28V239H26L25 240V238H26ZM117 236V235H116ZM172 236V235H171ZM30 237V238H29ZM50 237V238H49ZM100 238L101 240H100V242H99V240H98V238ZM173 238H174V240L177 238H179V240L181 239L180 237H175V235L174 236H172ZM97 238V239H96ZM40 239H45L44 240V242L45 243H51V245L53 246L52 247V249H51V245H49L48 243L46 244V245H48V248H47V252H45L46 254H47V256H45L46 254H44V249H45V245L44 246H42L43 244H44V242H43V240H40ZM108 239V240H107ZM39 240V241H38ZM181 240H183V238L181 239ZM29 240L27 241V242H30ZM171 241H173L172 240V238H171ZM170 241V242H171ZM177 241V240H176ZM175 241V242H176ZM41 243V246H40V243ZM99 242V243H98ZM107 242H110V243H108L107 244ZM174 242V241H173ZM173 242H171V243H173ZM181 242V244H182V248H181V246H180V249H181V251H182V253L184 252L182 249H187L186 248V246H183V244L185 243V240H184V243H183V241H180ZM43 243V244H42ZM112 243V244H111ZM177 243H178V241H177ZM106 244H107V246H106ZM109 244H111V246H112V248L115 250V251H113L112 252V248H108L110 245ZM180 244V245H181ZM175 246L174 245V243L173 244H168V247H170V246ZM186 245V244H185ZM104 246H106L105 248H104ZM110 246V247H111ZM114 246V247H113ZM172 246V248H174V249H172V250H174V251H169L170 252V254H175V253H173V252H175L176 250H177V248L175 249V247H173ZM177 246V245H176ZM28 247L29 249V251H30V248L32 249L31 250V253H33L32 254V256L34 255L35 256V258H34V256H33V258L35 259V261L37 262V263H35L31 258H32V256L31 255H28L27 253H29L30 254V252H27L28 250L26 249V248ZM42 247V248H41ZM44 247V248H43ZM49 247H50V249H49ZM171 248V247H170ZM179 248V247H178ZM25 249L27 250V251H25ZM49 249V250H48ZM169 249V248H168ZM109 250H111V252L112 253H114V252H116L117 253V255H112V253L111 252H109ZM49 251V252H48ZM186 251V250H185ZM27 252V253H26ZM179 251L177 250V252H176V254L178 253ZM115 253V254H116ZM186 253V252H185ZM109 254H111L112 256H113V258L115 257V259H112L111 261H110V259H108L109 257H111V255H108ZM181 253H179V255L177 254V256H181L180 255ZM187 254V253H186ZM183 255H184V253H183ZM182 255V256H183ZM108 256V257H107ZM119 257H120V259L122 260V258H121V256H123L124 257V259L125 258H130L129 256H124V255H121L120 256V254L118 255ZM117 256V257H118ZM182 256L180 257V258H182ZM185 257H186V255H184ZM22 257V259H21V261H20V258ZM172 257H176L175 255L174 256H172ZM36 258H38V259H36ZM177 258V257H176ZM175 258V259H176ZM179 257L177 258V259H180ZM107 259V260H106ZM175 259H173L174 261H176L177 262V260H175ZM184 259V258H183ZM38 260V261H37ZM110 262H109V261ZM130 261L132 260V259H129ZM129 260H128V262H126V263H129ZM134 260V259H133ZM132 260V262H133V264H134V262L136 263V261L134 260L133 261ZM182 260V259H181ZM107 261V262H106ZM184 261H185V259H184ZM183 261V262H184ZM180 262H182V261H180L179 260V263ZM183 262L181 263V264H183ZM187 262V261H186ZM39 263H40V261H39ZM129 264H132L131 262L129 263ZM184 264H186L185 262H184Z\"/></svg>",
  "mask_w": 264,
  "mask_h": 264
}]
</instances>
